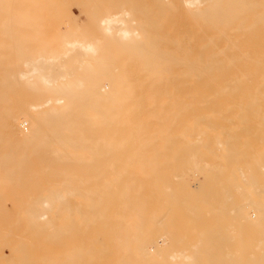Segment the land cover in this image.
<instances>
[{
	"label": "bare ground",
	"instance_id": "6f19581e",
	"mask_svg": "<svg viewBox=\"0 0 264 264\" xmlns=\"http://www.w3.org/2000/svg\"><path fill=\"white\" fill-rule=\"evenodd\" d=\"M103 0H101V2H102ZM110 1V0H109ZM113 1V0H112ZM115 1H117V0H114V2ZM127 1H130V0H127ZM127 1H125V2H127ZM133 1V0H132ZM205 1H210L211 2V4L210 5H208L207 7H205L204 9H200V8H198V6H200V4L201 3H205ZM103 2H108V0H106V1H103ZM113 2V3H114ZM118 2H122V0L121 1H119L118 0ZM161 2H163V1H161ZM160 2V3H161ZM164 2H165V0H164ZM110 3H112L111 1H110ZM109 3V4H110ZM123 3H124V1H123ZM132 3V2H131ZM130 3V4H131ZM133 3H136L135 1L133 2ZM208 3V2H207ZM117 4V2L114 4V5H116ZM122 4V3H121ZM136 4H140V3H136ZM161 4H163V3H161ZM161 4H160V6H161ZM165 4V3H164ZM174 4H176V8H174V9H176V11H177V13H180L179 11H181V12H183L184 13V11L181 9V7L182 6H184V9L186 8L188 11L190 10L191 11V7H193L194 6V8H193V10L192 11H196L195 12V14H197L198 16H195V15H192V17L194 18V16L196 17V19H195V23H197L196 21L198 20V19H201V21H199V22H203V24H204V22H206V21H211V20H214V18H216V16L218 15L217 13H221V15H220V18H225V20H229V19H231L230 20V22L232 21V18L233 17H235V19L236 18H238L240 21H239V23L237 24V27H240V26H242V25H246V27H250L251 29L250 30H252V26H254V28H255V26H258V27H260V26H262V29H263V27H264V0H178L177 2L175 1V3ZM174 4H172L173 6H172V10H173V7H174ZM184 4V5H183ZM107 5V4H106ZM114 5H112L113 7H111V9L112 8H114V7H116V6H114ZM118 5H120V3H118L117 4V6ZM124 5H125V3H124ZM132 5V4H131ZM135 5V4H134ZM134 5H132V6H134ZM137 5V6H138ZM167 7H168V11H171V8H170V6L171 5H167V4H165ZM165 5H164V7H165ZM139 6H141V4L139 5ZM138 6V8H140V11L139 12H141V10H142V12H144L143 11V8H142V6L141 7H139ZM125 8H126V6H124ZM131 7V6H130ZM130 7H129V9H128V11H131L132 9H130ZM163 7V6H162ZM164 7L162 8V12H164L165 11V9L167 8V7H165V9H164ZM97 9H99L100 8V6H98V7H96ZM101 8H104V7H102L101 6ZM99 9L100 11H102V9ZM119 8H121V10H122V8L123 7H119ZM124 8V9H125ZM138 8H136V6H134V10H137ZM142 8V9H141ZM170 8V9H169ZM178 8V9H177ZM179 8L181 9V10H179ZM256 8H259L261 11H259L258 13H255V12H252L253 10H255ZM105 9V8H104ZM123 9V10H124ZM186 9H185V11H186ZM109 10V9H108ZM114 10H116V9H114ZM126 10H127V8H126ZM139 10V9H138ZM86 11V10H85ZM94 11H95V9H94ZM93 11V13H95ZM97 11V10H96ZM113 11V10H112ZM133 11V10H132ZM132 11L130 12L131 13V15H130V18H133V17H137L136 15H139V14H136V13H139V12H137V11H135V13H132ZM149 11V10H148ZM155 11V10H154ZM161 11V10H160ZM168 11H166V12H168ZM191 11V12H192ZM104 12V11H103ZM116 13H111L110 11H106V12H104V16H102L101 18H100V16L99 17H96L97 19H99V21L98 20H96V22L98 21V26H97V28H101V30L103 29V33H104V31L106 32V33H109L111 36H112V38L110 39V37L109 38H107V37H105V38H103V39H108V40H112L113 39V43L112 42H110V44L108 45L109 46V48H110V45H114V50H115V55L116 56H113V57H115L114 59H118L119 60V58L121 59L120 60V62H118L119 64H118V67H120L119 65L121 64V70H120V68H118L119 69V72H116L114 69L115 68H117L116 66H117V64H115V62H116V60H115V62H114V60H112L111 59V57H110V59L112 60V62H110V60L108 59V61L107 62H110V63H107L106 61L104 62H100V63H96V64H94V65H91V63L89 62V60L87 61V63L84 65V67L88 64V66L86 67V68H84L83 66H81L82 64H83V61L84 60H82L83 58H84V55H86L87 54V56H89V54L91 55V56H94V54L96 53V51L98 50V46L97 45H95V43H93V42H91V41H94V40H92V39H90V40H88V39H85V37H83L84 39H83V41H81V40H78V39H72V40H66V41H64V43H63V45L62 46H60L61 44H62V42L61 43H58V46L60 47V49L59 48H54L53 49V47H52V49H51V51H49L50 49L49 48H51L50 46L49 47H47L48 49H46V47L45 48H41V50L42 51H44V52H42V51H39V50H37V51H39L38 53L36 52V50H34L35 51V53L34 52H29L28 50H24V49H19V48H8V49H6V48H0V112H2V113H4V116H2V117H0V124H2V126H4V127H6V130H7V132H8V134L7 135H9L10 137L12 136V138L13 137H15L16 138V140H18L19 141V144H20V142H23V143H27V145L28 144H30V148L32 149L34 146V149L36 150H34L35 151V153H33V154H35V156L36 157H38L39 159H41V158H43L44 160H46L45 162H47L45 165L47 166V164H48V166L49 167H53V165H54V163L55 162H57L58 160L60 161L61 160V162H60V164L62 163V160H64L65 158L67 159V157L69 158V157H73V162L74 163H76L74 160V158L76 157V159L77 158H79V157H83L84 158V160H82L84 163L85 162H89L90 160H91V162H94V160L96 159V158H94V157H96L97 155H104V156H108L109 155V153L111 152V148H113V150L114 151H116L119 147H120V145L122 144H125V143H129V147H127L128 145L126 144L125 146L123 145V146H121L122 148H124V147H126V148H130L132 145H134V146H137V145H135L137 142L139 143L138 145V147L139 148H141L140 150H138V153H140L139 151H141L143 148H145V147H147L148 149H150L151 147H150V144L152 143L153 144V142H154V140H158L159 138H164L168 133H166V135L163 133V136L162 135H159V136H161V137H159L158 136V138H157V136L155 135V132H158V130H154L155 132H152L150 129H151V127L152 126H155V124H158V126H161L160 125V123L162 124V122L163 121H166V120H168V119H166V118H171L170 116H169V114L170 113H172V112H174V108H173V106H171L172 108H173V111L172 110H170V108H169V106L170 105H173V104H176L178 107H180V108H178L177 106H176V108H177V111H179L178 113H177V115L179 116V115H181L182 114V112H183V110L184 109H182L181 110V108L183 107V105H186V106H184L185 107V109L187 108V106L188 107H191V110H190V108H189V111H186L187 113L188 112H193V113H196V112H198V113H196L195 115H197V118H198V120H196L197 118H196V116L194 117L195 118V120L196 121H189V123H188V121H187V116H191L190 114H192V113H189L186 117H184L187 113L186 112H183V114H182V116H180L179 118H181L182 119V117H183V120H181V119H179L178 117H174L175 115H176V113L174 112V113H172V114H175V115H173V121H172V123L174 122V125L172 124V123H170V125H168V126H166L167 128L166 129H168L169 131L172 129V127H173V129L172 130H174V127H176V126H178L179 125V121L181 122V121H183L184 122V120L186 119V122H185V124L186 123H188V124H190V126H187V124H186V126L189 128V130H190V128L192 129L191 131L193 132V133H195V131H196V129H195V131H193V128H192V126L193 125H195V123H197V121H199V117L202 119V117L203 116H206V118L205 117H203V119L202 120H200V122H198V124H200V126L202 127V125L201 124H203L204 123V121L206 122L205 124H204V127H205V125L207 124V122L209 121V122H211V120H212V117H213V115H211L213 112L214 113H216V114H214V116H216L215 118H218L217 117V112H219L221 109L219 108V106L221 107V106H223V108H224V106L227 108L226 110H225V108L223 109L222 107V111H220L221 112V118H224L225 117V114L226 113H228V111H229V113L228 114H226V117H228L229 118V116H235V114H237L235 117H237L238 119L239 118H241L242 116V114H241V112H243V110H240L238 113H236L237 112V110H239V109H246V111H248V109H250V110H252V112H251V115H244L242 118L243 119H240V120H238L237 119V121L233 118V119H231L230 120V118L228 119V120H226L225 119V121H226V123L227 124H229V120L231 121L230 122V124L231 125H229V128H228V125L225 123V121L224 120H222L221 118L220 119H215L214 117H213V120H214V122H213V120H212V123H210L211 124V128L212 129H214V131L216 130V131H219V134L215 131V133H214V131L212 130V132L216 135V137H217V135H219L220 137H224V135L225 136H227V137H225V138H230L231 137V135H232V137H231V140H229V139H224L223 137V140H224V143H223V141H221L222 139L221 138H219L218 139V137L216 138V137H214L215 135L214 134H211V129L209 128L210 127V124L208 123L207 125V127H208V129H206L205 131H207V133H208V131H210V134H206L205 133V135L207 136H205L207 139H208V137H210L211 136V138L213 139V140H215V144L213 143L212 145H211V143L212 142H214L213 140L211 141L210 140V138H209V140H207L206 138H204V136H203V134H202V136H203V138H204V140H205V142H203L202 144H201V146L200 145H196V143H195V145H193L194 143H192V145L194 146H190L189 148H187V150H186V148L185 147H188V146H186V144L187 143H185V141H183L182 143L185 145H183V144H179V145H177V147L176 148H178L177 150H175V151H177V152H175V153H173L174 152V150H173V146L176 144V141H174V142H172L171 140H177L178 141V139H181L182 137H176L177 139H174L175 138V136L173 135V134H169L168 136H166V138H164V139H167V141H168V143H170V141H171V143H174L173 144V146H171L172 147V149L169 147V149L167 150V146H170L171 144H168V143H166V146H164L166 149H163V148H161V149H163L162 151L163 152H167V151H169V153H167L166 155H168V156H166V155H164L163 156V158H161L162 160H160L161 162H167L168 160V162H172L173 163V166H174V169L175 170H177L178 168L180 169L181 168V166L185 169V168H189L190 166H188V165H193L192 166V168H194V166L195 167H197L198 168V165L200 166L201 164H197L196 162L198 161L197 159H195V160H197V161H195V160H193V158H191L192 159V161L194 162L193 164H190V162L192 163V161H189V160H191L189 157H191L192 156V152H190L191 150V147H192V150H193V148H194V152L196 151V158H203L202 160H204L205 161V158H207V160H208V158L210 157V152H208V150H212V148H213V151H215L214 153H216V147H214L215 145H217V143H216V139H218V142L220 141V144H218L217 145V149L221 152L220 154H222V156L224 155V157H226V155L225 154H223V153H225V150H226V148H227V145H225L226 147H224L223 146V144H225V140H228L227 141V143H229L230 141V143L232 144V142L233 143H235L236 141H233V139L234 140H238V143H239V139H241L242 140V138L241 137H238L239 135H238V133H241L240 131H242V129L241 130H239V127H237V130L239 131L238 133H236V132H234V130L235 131H237L236 130V126L239 124L238 123V121H240V122H245V119H246V122L245 123H249V119H250V117L249 116H252L253 117V115H252V113L253 114H255L254 115V117H255V119H253L252 121L254 122V125H256L255 127H257L256 129L257 130H255V133H256V131H259L260 129V127H258V125H260V124H264V45H262L261 46V44H264V30H262V31H255L254 30V28H253V30L254 31H242V30H240V31H238V29L237 30H235V31H232V32H229V33H237V34H240V36H238L239 38H225L224 40H225V42H228V43H234V45L232 44V46H224V47H222V42H221V47H216V45L215 44H213V45H215V46H213L212 48H210L211 46H209V44H206V45H208L207 47H206V45H204L205 47H193L192 48V46H191V44H190V41H189V45L191 46V48H187V46H186V44H185V46L186 47H181V46H178V43H180V42H184V38H183V40L182 39H178V37L177 38H174V39H172V40H167V38L166 37H164V40H162V42L164 41V43L166 42V44L168 45V43L170 44L171 42V44L170 45H174V43L175 42H177V44H176V46H169V47H167V45L166 44H164L165 46H163V47H161V45L159 46V42H158V40H154V39H150V37L148 36V37H146L145 38V35H146V33H151L150 32V30H146L145 32V35H144V38L141 36L140 37V34L136 31V28H137V26H136V28H135V24H134V28L130 25V23H129V20L128 19H126L125 17L126 16H128V15H125V14H123V11H121V13H119L120 11H115ZM134 12V11H133ZM142 12H141V14H142ZM161 12V13H162ZM187 12V11H186ZM97 13H99V11L97 12ZM171 13H172V11L170 12V15H171ZM174 13H176V12H174ZM175 14V20H177L178 19V16H179V14ZM188 13H190V12H188ZM194 13V12H193ZM67 13H65V15H66ZM81 14H82V12H81ZM128 14V13H127ZM132 14H133V17H131L132 16ZM135 14V15H134ZM164 14V13H163ZM162 14V15H163ZM185 14V13H184ZM184 14H181L180 13V15H182V16H180V17H186V15H189V14H187L186 13V15L185 16H183ZM16 15L17 14H14V15H6V21L4 22V23H2L1 24V26H4L7 30L6 31H2V32H0V35H3V36H5V38H7V34H11V33H13V31H12V29H15V28H17L18 27V25H16L17 27H15V24H17V22L15 21V18H16ZM94 15V14H93ZM162 15H161V17H162ZM164 15H166V13L164 14ZM170 15H169V17H170ZM176 15H177V18H176ZM62 16H64V15H62ZM69 16V15H68ZM125 16V17H124ZM172 16H173V14H172ZM21 17V16H20ZM65 17V16H64ZM140 17H141V15H139L138 16V19H140ZM164 18L166 17V16H163ZM168 17V16H167ZM169 17H168V22H170L169 24H173L174 22V27L175 26H177V24H180L179 22H178V20H180V19H178L177 21H174L173 20V17H171L172 19L171 20H169ZM188 18V17H187ZM190 18L191 17H189V20H190ZM198 18V19H197ZM135 19V18H134ZM138 19H137V21H138ZM141 19H144L143 18V15H142V18ZM185 19V18H184ZM183 19V21H187L186 19L184 20ZM248 19H250V20H248ZM255 19H257L258 21H256ZM55 20V19H54ZM148 20V19H147ZM164 20V19H163ZM182 20V19H181ZM180 20V22H182ZM165 21H166V19H165ZM164 21V22H165ZM16 22V23H15ZM22 22V21H21ZM150 22V21H149ZM149 22H146V23H149ZM153 22V21H152ZM164 22L162 23V25L164 24ZM168 22H165L166 24H164V25H166V26H164L165 28H167L166 30H169L170 28H168V27H170L171 25H169L168 24ZM178 22V23H177ZM190 22H192V20L191 21H189L188 23H190ZM194 22L192 23V24H194ZM227 22H229V21H227ZM132 23H134V22H132ZM182 23H184V22H182ZM150 24V23H149ZM184 24H186V23H184ZM183 24V26H182V28H181V26H180V28L183 30V28H185V31H190V33H192L191 31H193V30H189V27L192 25V24H189L190 26L188 27V25L186 26V25H184ZM201 24V23H200ZM200 24H197V27H199V29L200 30H202L200 27ZM23 25H25V24H22V26ZM88 25H90V24H88ZM136 25H137V22H136ZM150 25H152V24H150ZM181 25V24H180ZM226 25H228V23H216V24H214V26L213 27H218V26H222V27H224V26H226ZM19 26H21V23H20V25ZM21 26V27H22ZM34 26V25H33ZM91 26V25H90ZM93 26V25H92ZM91 26V27H92ZM138 26L140 27V25L138 24ZM160 26H161V24H160ZM168 26V27H167ZM188 27V30H186V27ZM194 26V25H193ZM192 26V27H193ZM35 27V26H34ZM89 27V26H88ZM138 27V28H139ZM143 27V26H142ZM148 27V26H147ZM154 27V26H153ZM163 27V26H162ZM173 26H172V28H174ZM192 27H190V28H192ZM195 27V29H197L196 28V25L194 26ZM35 28H37V27H35ZM141 28V27H140ZM149 28V27H148ZM171 28V30L173 31V29ZM177 28V27H176ZM175 28V29H176ZM242 28H244V27H242ZM248 28H244V30H247ZM87 29V28H86ZM143 29V28H142ZM179 28H177L176 30H178ZM194 29V28H193ZM256 29V28H255ZM100 30V29H99ZM98 30V31H99ZM101 30H100V33H101ZM162 30H164V28H162ZM161 30V31H162ZM198 30V29H197ZM195 31L196 33L195 34H197V32L198 31ZM91 31V30H90ZM153 31H155V30H153ZM165 31V30H164ZM172 31H170L169 33H171ZM157 32H158V30H157ZM194 32V31H193ZM200 32V31H199ZM96 33V32H95ZM103 33H101V34H103ZM153 33V32H152ZM164 33H166L165 34V36H168V31L166 32H160V33H158L159 35L158 36H160V34H161V36L164 34ZM173 33V32H172ZM172 33L170 34V36H173V35H175L174 37H176V34L178 33V32H175V30H174V33H173V35H172ZM184 33H186V32H184ZM190 33H189V35H190ZM243 33H250V34H252V33H256L258 36L256 37V38H254V36L256 35H253L252 34V37L250 36V34H249V38H244V34ZM97 34V36H99L98 34H99V32H97L96 33ZM179 34V33H178ZM177 34V35H178ZM218 34H220V35H225L226 34V32H225V30L224 29H220V30H218ZM243 34V35H242ZM91 35V34H90ZM93 35H95V34H93ZM93 35H92V37H93ZM104 35V34H103ZM103 35H102V37H103ZM106 35V34H105ZM143 35V34H142ZM189 35L187 36V37H189ZM194 35V34H193ZM243 36V38H244V40L246 41V44L249 42L250 44H252L251 46H249V45H245L244 44V46H241V45H243V43H241V41L239 40L242 36ZM247 34H245V36H246ZM259 35H260V37H259ZM8 36H10V35H8ZM88 36V35H87ZM96 36V35H95ZM150 36H152V35H150ZM154 36V35H153ZM152 36V37H153ZM185 36H186V34H185ZM194 36H196V35H194ZM217 36V35H216ZM65 37V36H64ZM68 37V36H67ZM88 37H90V36H88ZM88 37H86V38H88ZM192 37V36H191ZM191 37H189V38H191ZM226 37V36H225ZM11 38L12 39H14L13 38V36H11ZM161 38V37H160ZM166 38V39H165ZM168 38H170V37H168ZM186 38V37H185ZM193 38V37H192ZM9 39V38H8ZM157 39H159L158 37H157ZM218 39H220V38H218ZM218 39H216L215 41H219ZM57 40V39H56ZM85 40V41H84ZM102 40V39H101ZM100 40V41H101ZM168 41V43H167V41ZM190 40V39H189ZM192 40V39H191ZM210 41H214V39L213 38H210L209 39ZM241 40H242V38H241ZM1 41H6V39L5 40H1ZM8 41H10L11 43H14L15 44V41L14 40H8ZM159 41H160V43H161V39H159ZM170 41V42H169ZM238 41H240V44H237L236 45V43L238 42ZM50 42V41H49ZM56 42H60V40L59 41H56ZM186 42V41H185ZM184 42V43H185ZM252 42H256V43H259V45L260 46H256V45H254V43H252ZM255 43V44H256ZM261 43V44H260ZM18 44V43H17ZM187 44V45H188ZM52 45V44H51ZM112 45V46H113ZM158 45V46H157ZM238 45H240V46H238ZM100 46V45H99ZM102 46H104V42H103V44H102ZM107 46V45H106ZM107 46V47H108ZM111 46V47H112ZM106 47V48H107ZM189 47V46H188ZM103 48V47H102ZM105 48V47H104ZM104 48H103V50H104ZM49 52H48V51ZM105 50H107V49H105ZM103 51L104 53L105 52H109V53H112L111 51ZM110 50H113L112 48H110ZM26 51H28V52H26ZM46 51V52H45ZM72 51H78V53H79V51L80 52H82V54L79 56H77V54L75 55V56H71V53H72ZM122 52V53H124V54H122L121 56H119V54L117 53V52ZM71 52V53H70ZM101 52V51H100ZM100 52L98 51L97 52V54L96 55H98V56H100ZM103 52H101V54L103 53ZM102 54V55H110L109 53L107 54ZM73 54H75L74 52H73ZM112 55H113V53H112ZM83 56V57H82ZM87 56H85L86 58H92L91 60H97V56H94V57H87ZM119 58H118V57ZM78 57L82 60H78ZM82 57V58H81ZM108 57V56H107ZM94 58V59H93ZM102 58V57H101ZM122 58H125L124 59V61H122L123 59ZM98 61H99V58H98ZM85 62V61H84ZM90 64H89V63ZM122 62V63H121ZM117 63V62H116ZM93 64V63H92ZM112 64H114V65H112ZM21 65H23L22 67H26V69L25 68H21V69H19L20 68V66ZM79 66L82 68V70L79 68ZM77 67H78V69L80 70V71H83V72H81V73H79V70L77 69ZM110 67H112L113 69H111ZM76 68V69H75ZM84 68V69H83ZM110 68V69H109ZM78 70V71H77ZM75 71H77L78 72V75H76L77 74V72H76V74L75 75H73L74 73H75ZM73 75V76H72ZM95 76H97V77H95ZM133 76H135L134 78H133ZM93 77V78H92ZM27 84V86L28 87H26V88H29V87H32V89H34L35 91L37 90V91H42V93L43 94H41L40 93V91L37 93L38 95H36V96H34L33 97V99H32V101H26V100H24V96H23V98H21L20 99V101H16V100H14L13 99V93H12V91H14L17 87H19V88H21L20 86L23 84V85H26ZM23 88H24V86H22ZM29 89H31V88H29ZM28 89V90H29ZM103 89H105L106 90V93L104 94L103 92H101L100 93V91H102ZM17 91L19 90V89H16ZM141 90V91H140ZM151 90H154V92H155V94H157V95H155L154 93H153V95H152V97H154V99H152V97H150V95H149V97H147V98H151L150 100L149 99H147V98H144L145 96H143V94L141 93L142 91H145V92H148L149 93V91H150V93L149 94H152V92H151ZM22 91V90H21ZM133 92V93H136V92H134V91H137V92H139L140 93V96H142L146 101H139V100H141V98L142 97H137V95L135 94H133V93H131V95L133 94L134 96H136L137 97V99H139V100H137V101H135L136 99H134V98H132V99H134V101L131 99V100H126L127 98H126V96L128 95V93L129 92ZM14 92H16V91H14ZM105 92V91H104ZM120 92H127L125 95L126 96H122L121 95V98H120V95H119V93ZM139 93H137V94H139ZM121 94V93H120ZM142 94V95H141ZM146 93H144V95H145ZM158 94H159V96L161 97H164V95H168V97H169V94L171 95V97L168 99V97L166 98V99H168V100H171L170 102H168V100L167 101H164V100H166V99H164L163 98V100L162 99H159L158 98ZM173 94V95H172ZM181 94V95H180ZM189 94H190V96H189ZM131 95H128V97H131ZM148 95V94H147ZM176 95H179L180 97H182L183 99H181L179 96H176ZM183 95V96H182ZM192 95V96H191ZM230 95H232L231 97H233V95H236L237 97L239 96V100L238 99H236V98H234V100H232L231 99V97H230ZM240 95H241V97H242V99L243 100H241V97H240ZM133 96V97H134ZM157 96V97H156ZM172 96L173 97H176V99L178 98V100H179V98H180V100L179 101H176V99L175 98H173V100H175V101H172ZM186 98H185V97ZM195 96H198V97H200V98H198V100H196L197 99V97H195ZM202 96H204L205 98H204V100H203V97ZM206 96H208V99H209V96H212V97H214V98H212L213 100H211L210 99V101H208V99H206L207 97ZM215 96H222V97H219L218 99H220V100H216V97ZM223 96H228L227 98L229 99L230 98V100L228 101V100H226V97H225V100H223L224 98H223ZM17 97V96H16ZM117 97H119V99H117ZM188 97V98H187ZM235 97V96H234ZM247 98V99H244V98ZM142 98V99H143ZM155 98H158V99H155ZM191 98V99H190ZM195 98V99H194ZM211 98V97H210ZM28 99H30V98H28ZM187 99H190V100H192V101H190V102H188L187 101ZM202 99V100H201ZM205 99H206V101H205ZM215 99V100H214ZM222 99V100H221ZM183 100V101H182ZM166 102H168L167 104H169V106H167V104H166ZM178 104H180V105H178ZM210 106H209V105ZM146 107H145V106ZM161 105H162V109H161ZM163 105H166V107H168L169 108V110L171 111H167L168 110V108L165 110V109H163L165 106H163ZM201 105H205V106H203V108L205 107L206 108V105H208L209 107H211V106H216V110H217V108H218V110L216 111L215 110V108L213 107V112L210 110V111H207V109H205V111L204 112H201V111H203L204 109L202 108L201 109ZM142 106L143 107H145V109H147L146 111H145V113L146 112H148V113H146V115H143V113H144V111H143V109H142ZM160 107V109H161V111H159V109L157 110V107ZM199 106H200V108H199ZM218 106V107H217ZM158 107V108H159ZM175 107V106H174ZM183 107V108H184ZM198 107V108H197ZM228 107H232V108H228ZM37 108H39V109H37ZM132 108H134L133 110H132ZM139 108H141L142 110H140ZM171 108V109H172ZM197 109V111L196 112H194V111H192V110H195V109ZM208 108V107H207ZM212 108V107H211ZM36 109V110H35ZM144 109V110H145ZM178 109H180V110H178ZM229 109V110H228ZM236 109V110H235ZM38 110V111H37ZM131 110V111H130ZM164 110L166 111V113L164 112ZM187 110V109H186ZM201 110V111H200ZM230 110L231 111H233V113L232 114H230ZM165 114H167V117L165 118V115H163L164 113ZM199 111H200V113H199ZM210 112V115H208V118H207V114L205 113V112ZM223 111L225 112V113H223ZM227 111V112H226ZM180 112H181V114H180ZM249 112V113H250ZM144 113V114H145ZM222 113H223V115H222ZM235 113V114H234ZM240 113V114H239ZM149 114V115H148ZM202 114H203V116H202ZM206 114V115H205ZM218 114V116H220ZM230 114V115H229ZM260 114V115H259ZM162 115V116H161ZM241 117H240V116ZM247 116H248V119H247ZM210 117H211V119H210ZM244 117H245V119H244ZM176 118L178 119V121H177V123H176ZM193 119V116H191V117H189L188 119ZM25 119V120H24ZM190 119V120H191ZM207 121H206V120ZM210 119V120H209ZM252 119V118H251ZM250 119V120H251ZM194 120V119H193ZM220 120V122H217V121H219ZM232 120L234 121H236V122H232ZM242 120V121H241ZM32 121V123H31V126H29V129L28 128H26V127H24V126H22V127H20V125H22L23 123H26V126H28L29 125V123ZM170 121V120H169ZM228 121V122H227ZM251 121V122H252ZM171 122V121H170ZM183 122H181L180 123V125L179 126H184L185 124L183 123ZM191 122H194V123H192L191 124ZM203 122V123H202ZM250 122V123H251ZM176 123V124H175ZM218 123H220L222 126H224L223 128H221V126H220V124L218 125ZM224 125H223V124ZM236 123H238V124H236ZM250 123L249 124H246V126L247 125H250ZM255 123H257V124H255ZM167 124V122L164 124V125H166ZM169 124V123H168ZM178 124V125H177ZM183 124V125H182ZM198 124H196V125H198ZM243 124V123H242ZM241 124V125H242ZM252 124V123H251ZM150 125H152V126H150ZM164 125H162L160 128H162ZM171 125H173V126H171ZM195 125V126H196ZM212 125L214 126V128L212 127ZM225 125H226V131H229V132H232L231 133V135L228 137V135L230 134L229 132H223V129L225 128ZM240 125V124H239ZM238 125V126H239ZM157 126V125H156ZM157 126V127H158ZM171 126V127H170ZM178 126V127H179ZM195 126H193V127H195ZM220 127V129L218 128V127ZM244 126H245V124H244ZM246 126H245V130L247 129L246 128ZM30 127H31V129H30ZM150 129H149V128ZM187 127H185V128H187ZM206 127V128H207ZM215 127H217L219 130H217V128H215ZM230 127H234L233 128V130H232V128H230ZM159 128V127H158ZM171 128V129H170ZM184 128V129H185ZM243 128V127H242ZM249 128H252L251 126L249 127ZM249 128H248V130H249ZM253 128H254V126H253ZM144 129H145V131L146 130H150L151 132V134L150 135H144L142 132L144 131ZM153 129V128H152ZM154 129H157L156 127H154ZM164 129V128H163ZM203 129H205V128H203ZM222 129V130H221ZM228 129V130H227ZM167 130V131H168ZM252 130V129H251ZM166 131V132H167ZM204 131V132H205ZM220 131L222 132V134L224 133V135H222V134H220ZM191 132V133H192ZM233 132H234V134H233ZM263 132H264V129H263ZM146 133V132H145ZM192 133V134H193ZM217 133V134H216ZM228 133V134H227ZM250 133V132H249ZM254 133V130H253V134H255ZM143 134V135H142ZM184 134H185V132H184ZM183 134V135H184ZM189 134V137H191V140L193 141V136H194V142L196 141V137L195 136H197V135H195V134ZM197 134V133H196ZM244 134V133H243ZM6 135V136H7ZM156 137H155V136ZM170 135H172V136H170ZM181 135H182V133H181ZM191 135V136H190ZM208 135H210V136H208ZM212 135H214V136H212ZM222 135V136H221ZM234 135V136H233ZM237 135V136H236ZM249 135V134H248ZM257 137H258V135L257 134H255ZM8 136V137H9ZM145 136V137H144ZM188 136V135H187ZM199 136H201L200 134H198V137ZM242 136V135H241ZM244 136H246V135H244ZM250 136V135H249ZM249 136H247V138H249L250 140H249V142H247L246 141V139H245V137H244V140H245V143L247 144V143H251L252 141H251V139L253 138V136L254 135H252L251 134V136L249 137ZM168 137V138H167ZM183 137H185V136H183ZM188 137V138H189ZM214 137V138H213ZM235 137V138H234ZM238 137V138H237ZM255 137V136H254ZM257 137L255 138L256 140H258L257 139ZM264 137V135L262 136V138ZM11 138V139H12ZM14 138V139H15ZM156 138V139H155ZM170 138V139H169ZM173 138V139H172ZM216 138V139H215ZM261 138V141L263 140ZM11 139H8V140H10L9 141V143L11 142ZM254 139V138H253ZM260 139V138H259ZM15 140V141H16ZM113 140H116V142L118 141V143H116L115 141H113ZM134 140H138L136 143H135V141ZM161 140H163V139H161ZM160 139H159V141H160V143L162 144V145H165L164 143L165 142H167L166 140L165 141H161ZM182 140H184V139H182ZM189 140V139H188ZM187 140V141H188ZM241 140H240V143H241ZM12 141H13V139H12ZM141 142V145H140V142ZM145 141V143H144V146L145 147H143L142 145V143ZM150 141H152L151 143H150ZM155 141V142H156ZM158 141V142H159ZM203 141V140H202ZM243 141V140H242ZM17 142V141H16ZM15 142V143H16ZM113 142V143H112ZM132 142H134V143H132V145H131V143ZM208 142H210V143H208ZM13 143H14V141H13ZM115 143V144H114ZM120 143V144H119ZM147 143H150V144H148V146L150 147H148L147 146ZM199 143V142H198ZM204 143L206 144L207 143V145L205 146L204 145ZM221 143H222V145H221ZM226 143V144H227ZM237 143V142H236ZM245 143H243L244 145H245ZM255 143H257V141H255L254 140V143H251L252 145L253 144H255ZM261 143H263V142H260V144ZM18 143H16V145H17ZM18 144V145H19ZM32 144H34L33 145V147H31V145ZM111 144H114L113 146L111 145ZM117 144H119V147H118V145ZM152 144H151V146H152ZM168 144V145H167ZM200 144V143H199ZM208 144H210L209 146L211 147L212 146V148H210V149H208L207 147H208ZM242 144V145H243ZM249 144H247V145H245V146H247L248 147V145ZM14 145V144H13ZM18 145H17V147H18ZM97 145H99V146H97ZM115 145H117L116 147H118L117 149H115L114 148V146ZM131 145V146H130ZM160 145V144H159ZM180 145H182V149H183V147H184V149L182 150H180L181 152H179L178 150L180 149V147H178V146H180ZM189 145V144H188ZM235 144H232L230 147L232 148V150L234 149L232 146H234ZM241 145V146H242ZM103 146V147H102ZM110 146H111V148H110ZM176 146V145H175ZM174 146V147H175ZM198 146H200V148L198 147ZM218 146L219 147H224V148H222L221 147V149L222 150H220L219 148H218ZM235 146H238V144L237 145H235ZM234 146V147H235ZM240 145H239V147H241ZM255 146V145H254ZM13 147H15V146H13ZM16 147V148H17ZM100 147V148H99ZM159 147V146H158ZM162 147V146H161ZM203 147H204V149H208L206 152L208 153H206L205 152V150L203 151ZM243 147V146H242ZM15 148V149H16ZM19 148H20V146H19ZM23 148V147H22ZM26 148V147H25ZM132 148H133V146H132ZM135 148H137V147H134V149ZM215 148V149H214ZM230 148V149H231ZM249 148V147H248ZM255 148H256V146H255ZM263 150L262 151H264V144H263ZM30 149V150H31ZM120 149V148H119ZM133 149V150H134ZM161 149H160V151H161ZM170 149H171V151H170ZM200 149L204 152L203 154H207L206 156L205 155H203L202 154V151L200 152ZM236 150L238 149L237 147L235 148ZM234 149V150H235ZM241 148H239V151L240 152H242L241 150H240ZM250 149V152L252 151L251 150V148H249ZM18 150V149H17ZM16 150V151H17ZM27 150H29V149H27ZM130 150H131V148H130ZM198 150H199V152H198ZM224 150V151H223ZM231 150V151H232ZM236 150L234 151V154H236ZM242 150H243V148H242ZM254 150V149H253ZM259 150H260V147H259ZM259 150H258V153H259ZM6 151V150H5ZM5 151H4V156H7L8 155V153H5ZM8 151V150H7ZM11 151V150H10ZM15 151V152H16ZM23 152H24V149L22 150ZM113 151V152H114ZM121 149H120V152H119V150H117L116 152H119V153H121ZM123 151H125V148H124V150ZM142 151H144V149L142 150ZM150 151H151V149H150ZM150 151H146V152H149V154H150ZM185 151L186 152H188L187 154L189 155V160H187V161H189V162H187V163H183L182 165H175L174 164V162H175V159H176V157H178V154L181 156V154L180 153H184L182 156L184 157V155H186L185 154ZM219 151H217V153L219 152ZM231 151L230 150H228V148H227V151H226V154L227 155H230L231 154ZM256 151V150H255ZM14 152V151H13ZM14 152V153H15ZM25 152H26V150H25ZM30 152V151H29ZM26 153L27 154V156L30 154V153ZM32 152V151H31ZM115 152V153H116ZM133 152H135V153H133V155L135 154L136 155V149H135V151H133ZM146 152L144 151V153L146 154ZM157 152H159V150H157L156 152H155V154H154V156H156L157 157V155L158 156H160V155H163V154H160V152L157 154ZM170 152H172V155H169L170 154ZM193 152V153H194ZM198 152V153H197ZM237 152H238V150H237ZM244 152H246V151H244ZM254 152V151H253ZM251 153V155L253 154V157L255 158V156H254V153ZM18 153V152H17ZM115 153H113L114 155H115ZM124 154H125V152H123ZM144 153H140V154H142L143 156H144ZM164 153V154H165ZM177 153V154H176ZM199 153H201L203 156L202 157H200V156H198L199 155ZM212 153V152H211ZM247 153V152H246ZM258 153H256V154H258ZM264 153V152H263ZM16 154V153H15ZM128 153L126 152V154L125 155H127ZM139 154V156H142V155H140ZM148 154V153H147ZM146 154V155H147ZM148 154V155H149ZM198 154V155H197ZM248 154H250V153H248ZM247 154V155H248ZM111 155V154H110ZM109 155V156H110ZM114 155H113V157H114ZM122 156H124L123 154H121ZM121 155H120V157H121ZM130 155V156H129ZM131 155H132V150H131V153L130 154H128V158L129 157H131ZM132 155V157L130 158L131 160H133L134 159V161H135V155L133 156ZM145 155V156H146ZM148 155L146 156V157H148ZM212 155H214V154H212ZM211 155V156H212ZM250 155V156H251ZM15 156V155H14ZM17 156V155H16ZM19 156H20V154H19ZM75 156V157H74ZM119 156V155H118ZM142 156V157H143ZM171 157L172 159H170V157H169V159L167 158L166 159V157ZM173 156H176L175 158L173 157ZM181 156V157H182ZM219 156V155H218ZM18 157V156H17ZM16 157V158H17ZM32 157H34V156H32ZM32 157H30L31 158V160L33 159ZM113 157H109L110 158V160H109V158H107V157H105V158H107L108 160H109V162H111V163H113L114 162V158ZM126 157V156H125ZM134 157V158H133ZM146 157H144L145 158V160H146ZM151 158H147L148 159V162H150L149 160H151L152 161V159H153V155H151L150 156ZM205 157V158H204ZM213 157V156H212ZM216 157H217V155H216ZM220 157V156H219ZM218 157V158H219ZM223 157V158H224ZM230 157H232V156H230ZM257 157H258V155H257ZM260 157V156H259ZM258 157V158H259ZM263 157H264V154H263V156H261V158H256V160L258 159V160H260L261 162H263V168H261L262 170L264 169V160L262 161V159H263ZM4 158V157H3ZM98 158V157H97ZM102 158V157H101ZM104 158V157H103ZM113 158V159H112ZM117 158V157H116ZM124 158V157H123ZM123 158H119L118 157V159H122L121 161L120 160H116V161H120L121 162V164H122V166L120 167V168H123V166H125V165H127V163L129 162V160L127 159V157H126V159L128 160V162H126V164L124 163V159ZM133 158V159H132ZM141 158V157H140ZM164 158H165V160H164ZM179 158V157H178ZM177 158V161L179 162V159ZM187 158V159H188ZM214 158V157H213ZM222 157H220V159H221ZM227 158H229V156H227ZM233 158V157H232ZM252 158V157H251ZM251 158H250V162L252 161L251 160ZM12 159V158H11ZM37 159V158H36ZM65 159V160H66ZM72 159V158H71ZM80 159H82V158H80ZM93 159V160H92ZM174 159V160H173ZM200 159V161H201V163L203 162L202 160ZM210 159H212V158H210ZM209 159V160H210ZM1 161L0 162H2L3 160H5V161H3V162H6L7 161V158H4V159H0ZM30 160V159H29ZM113 160V161H112ZM136 160L138 161V159L136 158ZM143 160V159H142ZM141 160V161H142ZM173 160V161H172ZM229 160H230V158H229ZM248 160V159H247ZM255 159H253V161H254ZM16 161V160H15ZM28 161V160H27ZM33 161H35V160H33ZM40 161V160H39ZM81 160H78L77 162H82ZM101 161L102 160H100V161H98V163H101ZM126 161V160H125ZM136 161V162H137ZM140 161V160H139ZM199 161V162H200ZM224 161V160H223ZM233 161V160H232ZM252 161V162H253ZM260 161H256V168H259L260 169V167L262 166H260V167H258L259 165H260ZM30 162V161H29ZM37 162H38V159H37ZM105 162H106V160H105ZM107 163V164H105V166L104 167H102V166H94V165H96V164H92L93 166H90V167H88V169H86V170H88L87 172H89V171H94V172H92L91 174H89V173H87V175H85L87 178L86 179H88V180H90V181H88L87 180V182H90V183H93V182H98V185L100 186L99 187V189H97L95 186H92L91 188H94L93 190H90V186L88 187V189L87 190H83L82 191V195H81V199L80 198H78L80 201L82 200V203L83 204H89L90 206H84V205H82L81 206V208H80V206L78 207V206H75V208L77 207V209H72V210H70L71 208H74V206L72 207L71 205V207H70V209H69V207H68V210H70V213H71V211H72V213L73 214H76L75 212H73V211H78L79 210V208L82 210H79V213H80V215L77 217V225H78V223H79V225L80 226H77L76 224V227L73 225L72 226V224L73 223H71V226L73 227L72 228V230L73 229H76V230H78L77 232H76V234L80 231V233H81V235H80V238H81V236H82V238L81 239H83L82 240V242L81 241H74V243H75V245L76 244H78V243H82V245H80L81 247H79V245L78 246H76V249L77 250H75L74 248V244L72 245V244H69V242H71V241H69V240H66L65 239V241H68V244L69 245H71V247H73V248H69V246L68 247H66V248H69V249H67L65 252L63 251V249L61 248V250H62V252H64V253H67V254H65V255H67V259L68 260H70V259H74V260H76V264H78V260H81V259H83L82 261H84L85 259L86 260H88V258H89V260H90V262H93L92 261V258H93V260H94V262H97L99 259H97L100 255H103V257L107 254L108 255V257H106V260H108L109 259V257H111L112 256V254L113 253H115L116 252V254L115 255H113V256H116V258H118L117 260H119V259H121L123 256H124V253H125V249H124V247H119V246H115L116 247V249H115V251H114V249H109L110 250V252H113L112 254H111V256H109V253H106V251L108 250V245H107V247H105V248H103L105 245L103 244V242L102 241H104V237H107V235H108V238L106 239L105 238V241H110L111 239H110V232L108 233V227H110L109 225H111V224H115L116 223V219L118 218L117 216H115V215H117L119 212V216H120V218H121V216L124 214L125 215V212L127 211V210H132V214L134 213L133 212V210L134 209H132L131 207L132 206H134V204L129 208V207H127L126 205L128 204H126L125 202V204L126 205H124V203L120 200V203H119V205H121L120 207H116V209H120L122 206H124L125 207V209H122V212H124V213H122V215H120L121 214V210H117V211H119L118 213H114V219L112 218V215H113V213H111V211H113L112 209H113V207L114 206H112L111 207V205H112V203H115L114 201H116V200H118V202H119V199L118 198H115V199H113L114 201L112 202L111 200V198H113V196L114 197H116L115 195H109V194H104L105 193V191L108 193L109 192V189H106L107 188V185L109 184V182H105L104 181V176L102 175V173L103 172H100L99 173V171L100 170H104V169H112V167H114L113 165H109V164H111V163ZM135 162V163H136ZM142 162H145L144 160L142 161ZM222 162V161H221ZM226 162H228V161H225V163ZM255 162V161H254ZM257 162L259 163V165L257 166ZM18 163V162H17ZM41 163V162H40ZM58 163V165H59V162H57ZM65 163L66 162H64L63 164L65 165ZM125 165H124V164ZM135 163H133V165H135ZM147 163V162H146ZM189 163V164H188ZM196 163V164H195ZM204 163V162H203ZM206 163H208L207 161H206ZM206 163H204L203 164V170H204V168H205V166L204 165H206L207 166V164ZM214 163V162H213ZM224 163V164H225ZM242 163H247L246 162V160H245V162H242ZM242 163L240 164L241 165V167L243 168V166L245 165H242ZM25 164H26V162H25ZM43 164V163H42ZM68 164H73V163H68ZM68 164H67V166H68ZM82 164V163H81ZM80 164V165H81ZM145 164V163H144ZM188 164V165H187ZM209 164V163H208ZM222 164H223V162H222ZM221 164V166H223V167H225V166H228L227 165V163H226V165H222ZM249 164V163H248ZM41 165V164H40ZM58 165H57V167H58ZM75 165V164H74ZM83 165V164H82ZM81 165V166H82ZM89 165H91V164H89ZM98 165V164H97ZM104 165V164H103ZM109 165V166H108ZM139 165H141V164H139ZM148 165V164H147ZM147 165H145L144 167H143V165H142V167H140V168H136V166H134V167H131L132 169H134L135 170V168H136V172L134 173V171L133 170H131V171H133V175H139V171L141 172V170H143V171H145V170H148V171H152L156 176H158V177H162L163 175L162 174H164V173H162L163 172V170H159L158 168L160 167H162V166H159V164L157 165V167L155 166V167H149V168H146V166ZM220 165V164H219ZM233 165H235V166H232L233 168L234 167H236L237 165L234 163ZM240 165L238 166V167H236L237 168V172L239 171V170H241V173L243 172V171H246L247 169H248V167H250V169H251V165H252V163H250V166L248 165V167H247V164H246V168H245V170H242L241 169V167H240ZM9 166V165H8ZM12 166V165H11ZM70 166H73V165H70ZM85 166V165H84ZM84 166H82L81 167V169L82 168H84ZM111 166V167H110ZM176 166V167H175ZM187 166V167H186ZM209 166H210V168L211 167H213V166H215V164L213 165V166H211L210 164H209ZM209 166H207V167H209ZM24 166H22V168H23ZM35 167V166H34ZM42 167H44V166H42ZM65 167V166H64ZM77 166H75V168H76ZM118 167V166H117ZM118 167V168H119ZM202 167V166H201ZM201 167H199L200 169H201ZM206 167V168H207ZM218 167V166H217ZM240 167V168H239ZM8 168V167H7ZM27 168V167H26ZM29 168V167H28ZM36 168V167H35ZM45 168V167H44ZM54 168H55V165H54ZM53 168V169H54ZM79 168V167H78ZM115 168L116 167H114L112 170H115ZM183 168H182V170H183ZM191 167L188 169L189 171H187V169H185V170H183L182 172H181V175H182V173L185 171L186 173H189V172H192V169ZM198 168V169H199ZM214 168V167H213ZM213 168H211L212 170H213V172H214V170L215 169H213ZM221 168V167H220ZM220 168H218V169H216V170H218V172H215L214 173V175H217V177L219 178L220 176H224L226 173L225 172H227V170H228V167H226L225 169V171L223 170L224 168H222V171H220L221 169ZM230 168V167H229ZM232 168V169H233ZM239 168V169H238ZM255 168V170L257 171V169ZM20 169V168H19ZM33 169V171H35L34 170V168H32ZM32 169H31V171H32ZM39 169V167L37 168V170ZM42 169V168H41ZM48 169V168H47ZM47 169H45V171L47 170ZM52 169V168H51ZM51 169H50V171H51ZM53 169H52V171L51 172H53ZM59 169V168H58ZM57 169V170H58ZM74 169V168H73ZM80 169V168H79ZM85 169V168H84ZM83 169V170H84ZM110 169V171L108 170L107 172H108V174H110V173H112L111 170ZM202 169L200 170L201 172H198V173H201V174H203L202 173ZM208 169V168H207ZM235 169V168H234ZM234 169H233V171H234ZM250 169L248 170L249 172H250ZM253 169V168H252ZM251 169V173H252V170ZM258 169V170H259ZM260 169V171H258V173H256V171H254V173H256L257 175H255V177L257 178L258 177V174L261 172L262 174H263V171ZM15 170V169H14ZM26 170V169H25ZM49 170V169H48ZM56 170V171H57ZM70 170V169H69ZM72 170V169H71ZM76 170V169H75ZM123 170H126L125 168H123ZM159 170V171H158ZM194 172H195V174H198V173H196V169L194 168ZM215 170V171H216ZM31 171H29V172H31ZM40 171V170H39ZM50 171H49V173H50ZM76 171H78V169L76 170ZM80 171V170H79ZM121 171H122V169L119 171L118 170V172L117 173H119L120 172V174H121ZM127 171L128 170H126V173H127ZM142 171V172H143ZM147 171V172H148ZM197 171H199V170H197ZM205 171V170H204ZM208 171V173L206 172V176L211 172V170H207ZM220 171V172H219ZM223 171H224V173H223ZM21 172H23V171H21ZM36 172H38V171H36ZM66 172V171H65ZM95 172H96V174H95ZM97 172H98V174H97ZM114 172V171H113ZM125 172V171H124ZM124 172H122V173H124ZM151 172V173H152ZM184 172V173H185ZM236 172V171H235ZM19 173V172H18ZM28 173V172H27ZM31 173H33V172H31ZM30 173V174H31ZM46 173H47V171H46ZM45 173V174H46ZM48 173V174H49ZM55 173V172H54ZM66 173H68V172H66ZM75 173V172H74ZM74 173L72 174V175H74ZM77 173V172H76ZM82 173V175L84 176V174H86V172H84V174H83V172H81ZM137 173V174H136ZM149 173V172H148ZM162 173V174H161ZM168 173V171H166V173L165 174H167ZM220 173V174H219ZM221 173H223L222 175H221ZM230 173V172H229ZM233 173V172H232ZM232 173L229 175L231 178H232ZM239 173V172H238ZM238 173H234L233 174V176L235 175L236 176V174H238ZM240 173V174H241ZM244 173H247V171L246 172H244ZM243 173V174H244ZM14 174V173H13ZM34 174H36V173H34ZM33 174V175H34ZM59 174V173H58ZM79 174V173H78ZM105 174H106V171H105ZM115 174V173H114ZM125 174V173H124ZM160 174V175H159ZM211 174H212V172H211ZM211 174H209L208 176L210 177V175ZM262 174H261V176H260V174H259V178H262ZM10 176H11V174H9ZM8 175V176H9ZM26 175V174H25ZM29 175V174H28ZM55 175H57V173L55 174ZM70 175V174H69ZM76 175V174H75ZM80 175V174H79ZM78 175V176H79ZM185 175V174H184ZM220 175V176H219ZM42 176V175H41ZM40 176V177H41ZM45 176V175H44ZM47 176V175H46ZM62 176H63V174H62ZM84 176V177H85ZM183 176V175H182ZM212 176V175H211ZM222 176V177H223ZM238 176H239V174H238ZM238 176H237V179H239L238 178ZM245 176H246V174H245ZM264 176V175H263ZM28 177V176H27ZM26 177V178H27ZM38 176H36V178H37ZM47 177H49V176H47ZM65 177V176H64ZM73 177V176H72ZM81 177V176H80ZM83 177V178H84ZM183 177H185V176H183ZM186 177H187V175H186ZM203 177L205 178V175H203ZM222 177H220V180H221V178ZM230 177H226L227 178V180L229 181V179L228 178H230ZM240 177H242L241 175H240ZM243 177H244V175H243ZM241 178L242 180H244L245 182H249L247 179H246V177H244V178ZM250 177V176H249ZM15 178V177H14ZM49 178H53L52 177V175H51V177H49ZM68 178V177H67ZM162 178H164V177H162ZM179 178H181L180 176H179ZM195 178H196V176H195ZM224 178V177H223ZM255 178V179H256ZM23 179H24V177H23ZM71 179V178H70ZM185 179H187V178H185ZM185 179H183V180H181V182L183 183V187L181 186V183H180V188H184V185H185V183H187V181H184ZM192 179V178H191ZM199 179V178H198ZM30 180V179H29ZM32 180V179H31ZM55 180V179H54ZM82 180V179H81ZM91 180H92V182H91ZM159 180H162V181H159ZM201 180V179H200ZM218 180V179H217ZM220 180H218V181H216L217 182V184H218V182L220 183V185L218 184V186H217V184H216V187H219V189L218 190H215V191H212L213 193H212V195L214 194V192H215V194L214 195H216V191H217V194H219L218 195V197H220V195H221V191L222 190H224V195L226 196V194L228 195V193L226 192V190L225 189H223V188H226V186L229 184V182L231 181H229L228 182V184L226 185L225 184V182H227V181H223V179L221 180L222 182H223V184H222V182L220 181ZM251 180H252V177H251ZM253 180H254V178H253ZM35 181V180H34ZM44 181H46V180H44ZM51 181H53V179H51L50 180V182ZM59 181V180H58ZM64 181H66V179L64 178ZM195 181V180H194ZM197 181H199V180H197ZM241 181V180H240ZM243 181V183L245 184V182ZM257 181V180H256ZM31 182V181H30ZM40 182V181H39ZM41 182H42V180H41ZM54 182V181H53ZM60 182H62V181H60ZM159 182H160V184L161 185H159ZM167 182H169V181H166V180H163V179H158V180H156V185H155V190H157L158 191V189L160 188L161 189V192L163 193L164 192V194L163 195H165V192L166 191H164L163 189H162V186H166L167 187V189H166V187H163V188H165V190H167V192L170 194V196H171V193H170V191L169 190H171V188H173L172 187V183L171 182H169V183H171L170 185H168V183ZM185 182V183H184ZM196 182V181H195ZM232 182V181H231ZM237 183H239V181H236ZM236 182H235V184H236ZM44 183V182H43ZM65 183H67V182H65ZM72 183H74V182H72ZM83 183V182H82ZM138 183H140L142 186H144L143 188H145L146 186L145 185H143L142 184V182H138ZM138 183H136V182H131L130 183V185H128V186H126V187H123V189H122V191H121V195H122V197H128V192L129 193H131L132 191H134L135 190V194L136 195H138L137 194V192L136 191H139V189H141V185L140 184H138ZM165 185H164V184ZM198 183H200V182H198ZM234 182H232V184L230 183L227 187L230 189V190H228V191H230V196H231V194H233V199L238 203H240V200H241V198L242 197H240L239 198V195H237V193L235 192V191H233V190H236V187H234V184H233ZM27 184V183H26ZM34 184V183H33ZM37 184V183H36ZM70 184V183H69ZM76 184V183H75ZM257 184V187H258V182L256 183ZM262 185L260 186V188L258 187V191L260 192L261 190H259V189H262V194L261 193H256V189L252 186V185H255L254 184V181H253V184H249L251 187H253L254 189V191H252L251 189V194L249 193V192H244V193H248V194H250V198L248 199V200H246L241 206H236V208H238L239 209V207H246L244 210V212L242 213V221L239 223V226H237V225H235L236 226V229H242V228H244V227H246V225H249V224H253V225H255L254 226V228L255 229H253V230H251L250 232H258L259 233V239H258V241H260L259 243H257V245H248L247 246V251H246V253L245 254H242V256L245 258V259H248V260H252V262H248V261H245L244 259H243V257H242V261H241V263H237V261H235L234 260V258L233 257H231V256H227L226 258L229 260L230 259V261L232 262L231 264H264V177L262 178V183H261ZM13 185H15V183L13 182ZM18 185V184H17ZM20 185H21V183H20ZM31 185H32V183H31ZM44 185V184H43ZM63 185H65V184H63ZM67 185V184H66ZM222 185V186H221ZM226 185V186H225ZM231 185H232V187H231ZM237 185V184H236ZM260 185V184H259ZM12 186V185H11ZM42 186V185H41ZM41 186H39V187H41ZM79 186V185H78ZM83 186V188H84V185H82ZM130 186V187H129ZM220 186H221V188H220ZM242 187V186H240V184H238L237 185V190H238V188L239 187ZM244 186V185H243ZM245 186L247 187V185L245 184ZM244 186V187H245ZM18 187H20L19 185H18ZM72 187H76V186H74V185H72ZM168 187H170L169 188V190H168ZM185 187H187V185H185ZM215 187V186H214ZM243 188V191L244 190H246L247 188ZM256 187V188H257ZM13 188V187H12ZM28 188V187H27ZM33 188H35V187H33ZM37 188V187H36ZM47 188V187H46ZM61 188H62V186H61ZM68 188H70V187H68ZM83 188H80V189H83ZM150 188V186H148L147 188H145L144 190H146V189H149ZM228 188H226V189H228ZM231 188H233V190H231ZM235 188V189H234ZM2 189V188H1ZM64 189V188H63ZM116 189H118V188H116ZM121 189V188H120ZM160 189H159V191H158V193L160 192ZM174 189V188H173ZM172 189V190H173ZM203 187H202V190L201 191H199L198 193H199V195L201 194V196H202V194L204 193V191H203ZM222 189V190H221ZM5 190H6V187H5ZM5 190H3V191H5ZM14 190V189H13ZM12 190V191H13ZM17 190V189H16ZM23 190V189H22ZM22 190H20V191H22ZM43 190V189H42ZM52 190V189H51ZM69 190V189H68ZM73 190H75V189H73ZM72 190V191H73ZM195 190V194H193L192 195V193H189L187 196L189 197V195H190V197H189V199L190 198H193L192 199V201H194L197 197H199L200 198V200H199V198H197L198 199V201H194L195 203H193L192 201H191V203H193L192 205L194 206V207H192V205L190 204V206H188L189 205V203H187V205H186V203H185V201H187V199L188 198H186L187 196L185 195V197L183 198V197H180V204H178V206H176V204L175 203H173V204H175V206H176V209L174 208L173 210H177L178 209V207L180 208L181 206H182V210L184 211V210H187V212H188V214H189V216H190V214L191 213H189V207H191V208H193V209H191L190 208V212L192 211V213H194V208H195V204L196 205H198L197 206V210L199 209V206H201L202 204H203V206H201L202 208H210V205L209 204H211V202L209 201V203H208V201L207 200H205V199H207V198H205V196H204V194H203V198L202 197H200L199 195H198V193L196 194V187H195V189H193V191ZM9 191H10V189H9ZM31 191V190H30ZM35 191H36V189H35ZM45 191V190H44ZM43 191V192H44ZM47 191V190H46ZM63 191H65V190H62V191H60L59 190V188H58V190H57V188H56V190H53V192H52V195L53 196H55V197H52V198H49V199H46V200H44V199H42L43 201H42V204L44 205V204H46V205H48V207H50V208H52V206L53 205H55L54 203L56 202V200L55 199H60V198H62L63 197ZM67 191V190H66ZM141 191V190H140ZM139 191V192H140ZM142 191H143V189H142ZM178 191V189L177 188H175V190L173 191V192H175V194H172V195H175V196H177L175 199H178L179 200V196H183V194L181 195V193H179V192H177ZM220 191V192H219ZM240 191H241V188H240ZM23 192V191H22ZM34 192V191H33ZM48 192V191H47ZM68 192H70V191H68ZM67 192V193H68ZM119 192V191H118ZM138 192V193H139ZM166 192V193H167ZM219 192V193H218ZM226 192V193H225ZM66 193V192H65ZM64 193V194H65ZM73 193V192H72ZM133 193V194H134ZM143 193V192H142ZM157 193V194H158ZM162 193H161V195H162ZM177 193H179V194H177ZM235 193V194H234ZM50 194H51V192H50ZM75 194V193H74ZM74 194H72V195H74ZM80 194H81V192H80ZM94 194V195H93ZM120 194H118L117 196H119ZM132 193L130 194V195H133ZM140 194H141V192H140ZM247 194V195H248ZM260 194V195H259ZM37 195V194H36ZM40 195H43V193H41ZM92 195H93V197L94 196H96V199L95 198H92ZM159 195H160V193H159ZM10 196V195H9ZM20 196H21V194H20ZM46 197L48 196V194H46L45 195ZM45 196L43 197V198H45ZM134 196V195H133ZM139 196V195H138ZM137 196V197H138ZM195 196H197V197H195ZM222 196H223V194H222ZM230 196H228V199L230 200ZM236 196H238V198L236 197ZM37 197V196H36ZM40 197H42V196H40ZM49 197V196H48ZM83 197V198H82ZM136 196H134V198H135ZM161 197V196H160ZM165 197V196H164ZM174 197V196H173ZM173 197H172V199H173ZM234 197H236V198H234ZM12 198V197H11ZM33 198V197H32ZM72 198V197H71ZM134 198H132V199H134ZM151 199L153 198V197H150ZM163 198V197H162ZM186 198V199H185ZM195 198V199H194ZM221 199L220 200H222V198H225L224 196L223 197H220ZM34 199V198H33ZM67 199V201H69L68 203H70L71 202V204H72V202L74 201V203H77V201L76 200H70V199H68V198H66ZM122 199V198H121ZM131 199V198H130ZM131 199V200H132ZM139 199V198H138ZM168 198L166 197L165 198V200H167ZM171 199V198H170ZM189 199H188V201H189ZM201 199L203 200L204 199V201L202 202L201 201ZM225 199H227V197L225 198ZM225 199H224V201H225ZM226 200L225 201V203L223 202V205H225L226 204V206H228L227 207V209L230 211V212H232L231 210L232 209H234L235 211L236 210H238V209H235V207L234 208H232L234 205H236V204H234L235 203V201L233 202V200H231V206L232 207H230L227 203L229 202V200ZM237 199L239 200V201H237ZM243 199V198H242ZM35 200H37V198L35 199ZM35 200H33L34 202H35ZM55 200V202H53ZM164 200V199H163ZM164 200V201H165ZM41 201V200H40ZM61 201V200H60ZM63 201V200H62ZM66 201V200H65ZM65 201H63V205H65V204H68L67 202H65ZM76 201V202H75ZM134 202H136L137 200L136 199H134L133 200ZM177 200H174V202H176ZM184 201V203H182ZM199 201H201V203L202 204H200L199 203ZM206 201V202H205ZM242 201V200H241ZM13 202V201H12ZM33 202V203H34ZM122 202V203H121ZM173 202V201H172ZM198 202V203H197ZM221 202V201H220ZM233 202V203H232ZM243 202V201H242ZM52 203H53V205H52ZM58 203V202H57ZM79 203V202H78ZM77 203V204H78ZM110 203H111V205H110ZM137 204H138V202H136ZM177 203V202H176ZM178 203H179V201H178ZM208 205H207V204ZM238 203V204H239ZM21 204V203H20ZM19 204V205H20ZM25 204V203H24ZM60 204V203H59ZM117 205H118V203H116ZM123 204V205H122ZM156 204V203H155ZM163 204H164V202H163ZM183 204L186 206V209H184V206H183ZM200 204V205H199ZM205 204V205H204ZM222 203H220V206L218 207L219 209L220 208H222V209H220L221 210V212L218 210L217 211V206L216 207H214V206H212V208L210 209L211 210V212L210 211H207V214L209 215L210 213V215H214V213H215V211H217V212H220L222 215H223V209H224V206L223 205H221ZM233 204V205H232ZM5 205V204H4ZM4 205H2V206H4ZM22 205H23V203H22ZM38 205V204H37ZM61 205H62V202H61ZM115 205V204H114ZM116 205V206H117ZM118 205V206H119ZM129 205V204H128ZM60 206V205H59ZM58 206V207H59ZM135 206H136V204H135ZM139 206V205H138ZM141 207L139 208L140 210H141V208H142V205H140ZM158 206V205H157ZM161 206V205H160ZM164 206V205H163ZM173 206V205H172ZM174 206V207H175ZM188 206V207H187ZM225 206V207H226ZM41 207V206H40ZM39 207V208H40ZM53 207H56L59 211H61L62 210V206L60 207L61 209H59L57 206H53ZM111 207V208H110ZM123 207V208H124ZM214 207V208H213ZM19 208V207H18ZM25 208H26V206H25ZM33 208V207H32ZM32 208H30V212L32 211L31 209ZM127 208V209H126ZM134 208V207H133ZM138 208V207H137ZM159 208V207H158ZM3 209V208H2ZM35 209H36V205H35ZM38 209V208H37ZM36 209V210H37ZM41 209L42 208H40V210L37 212L36 210H34V211H36L37 212V215H36V213H34L35 215H36V218L38 219V218H40L39 219V223H40V221L41 222H43V221H45L44 219L42 220L41 218H45L46 216H47V213H46V211H41ZM56 209V213L59 215V212H58V210ZM64 209V208H63ZM114 209H115V207H114ZM165 209V208H164ZM169 209H171V208H169ZM201 209V208H200ZM212 209H214V210H212ZM231 209V210H230ZM250 209H252V210H250ZM22 210H23V208H22ZM22 210H20L21 211V213H22ZM52 210V209H51ZM65 210H67L66 209V206H65ZM66 211L68 214H69V211ZM111 210V211H110ZM125 210V211H124ZM135 210H136V207H135ZM134 210V211H135ZM139 210V211H140ZM225 210H226V208H225ZM241 210V209H240ZM251 211V212H249V211ZM1 211H6L5 209L4 210H0V213H2ZM117 211H113V212H117ZM137 212H138V209L136 210ZM144 211V210H143ZM143 211H140V212H142V214H143ZM165 211V210H164ZM163 211V212H164ZM169 213H171L172 212V214L174 215L175 214V211H172V210H167ZM178 211V212H177ZM176 211V213L178 214L179 213V209ZM199 212H201V213H204L203 212V210L201 211V210H198ZM235 211H234V213H235ZM7 212V211H6ZM18 212H19V209H18ZM47 212H50V210H48L47 209ZM62 212V211H61ZM61 212H60V214H61ZM128 212V211H127ZM197 212V211H196ZM209 212V213H208ZM217 212H216V214L215 215H217L218 216V214H217ZM241 212H242V210H241ZM4 213V212H3ZM7 213H9V212H7ZM32 213H33V211H32ZM56 213H54L53 215H52V213H50V217L52 218V216H54V223H57V218L58 217H56L55 218V215H57ZM67 213H64V214H67ZM71 213V214H72ZM167 213V212H166ZM166 213H161V216H163V215H165ZM180 213H182L181 212V209H180ZM237 213L238 214H240L239 213V211H237ZM237 213H235V215L237 214ZM5 214V213H4ZM62 214H63V212H62ZM63 214V215H64ZM68 214H67V216H68ZM70 214V215H71ZM127 214V213H126ZM129 214H130V212H129ZM136 215H138V213H135ZM144 214H145V212H144ZM143 214V215H144ZM158 214H159V212H158ZM171 214V215H172ZM176 214V215H177ZM185 214V213H184ZM187 214V215H188ZM221 214H219V216H218V218L221 220V219H223V218H220L222 215ZM237 214V216H238V218L240 217V215H238ZM2 215V214H1ZM19 215V214H18ZM57 215V216H58ZM128 215V214H127ZM127 215H125L126 216V218H128L127 217ZM142 215V216H143ZM180 215V214H179ZM181 215H183V214H181ZM11 216V215H10ZM10 216L7 218V219H9L10 218ZM76 216L77 215H75V216H72L73 217V220H72V222L74 221V223H75V220L74 219H76ZM139 216V215H138ZM158 216H160V215H158ZM158 216H156V217H153V218H156L157 220L160 218V217H158ZM166 216V215H165ZM167 216H168V213H167ZM170 216V215H169ZM168 216V217H169ZM194 216V220H196L195 218H202V217H204L203 215L202 216H198L197 215V217H195L196 215H193ZM192 216V217H193ZM205 216H207L206 214H205ZM217 216H215V217H217ZM225 217H227L226 215H224ZM0 217H2V216H0ZM12 217H13V214H12ZM11 217V218H12ZM25 217V216H24ZM27 217V216H26ZM35 217V216H34ZM48 217H49V215H48ZM47 217V218H48ZM59 217H61V216H59ZM63 217H65V216H62L61 218H63ZM117 217V218H116ZM122 217H124V216H122ZM136 217V216H135ZM168 217H165V218H168ZM211 217V216H210ZM225 217H224V219L223 220H228L229 219V217H227L226 219H225ZM3 218H6V217H4V215H3ZM14 218H15V216H14ZM50 218V220L49 221H51L52 219ZM66 218H71V217H66ZM109 218H111V219H109ZM120 218H118L119 220H117V222H119V221H121L120 220ZM140 218H141V216H140ZM150 218V217H149ZM149 218L147 217L143 222H141V220H142V218H141V220H133L132 218V220L133 221H135L134 223H135V225L136 224H138L139 222L140 223H143V224H145V225H148L147 223H149V222H147V221H150V223H153L154 221L152 220V218H151V220H149ZM162 218H164V217H161L160 219H162ZM164 218V219H165ZM190 218H191V216H190ZM208 218V217H207ZM212 218V217H211ZM237 218V217H236ZM237 218V219H238ZM1 219V218H0ZM46 219V218H45ZM63 219H65V218H63ZM63 219H61V220H63ZM122 219V223L120 222V225H119V227L118 228H122V229H124L122 226H126V227H128V224L127 223H129V222H127V220L125 219V218H121ZM130 219V218H129ZM138 219V218H137ZM193 218H191V220H192ZM218 220L217 218H214V220ZM240 219V218H239ZM10 221H8V220H5L4 221V223L6 222V221H8L7 223L8 224H11V225H6V223H5V225H4V223H3V221L2 220H0V224H2V225H4V228L5 227H7V226H10V227H7V229H8V232H10L9 234H11V231L13 230L14 231V224H13V228H11V226H12V223H10V222H13V221H15V219L13 220L12 219V221H11V219H9ZM17 220V219H16ZM25 220H27L26 218H25ZM28 220H30L29 219V216H28ZM58 220H59V218H58ZM79 220H81V222L79 221ZM108 220H115V221H112L111 223H110V221L108 222ZM147 220V221H146ZM155 220V219H154ZM190 220V223H188V224H191L194 220H192L191 221ZM203 220V219H202ZM207 220V219H206ZM223 220H221V221H223ZM2 221V222H1ZM32 221V220H31ZM36 220H34V222H35ZM48 221V222H49ZM64 221V220H63ZM79 221V222H78ZM103 221V222H102ZM151 221H153V222H151ZM198 221V220H197ZM20 222V221H19ZM25 222V221H24ZM23 222V223H24ZM34 222H32V224L34 223ZM45 222H47V221H45ZM59 222H61V221H59ZM58 222V223H59ZM67 222H68V220L66 221V223L65 224H67ZM70 222H71V219H70ZM70 222L68 223V225L70 224ZM98 222V224H96ZM115 222V223H114ZM124 222H125V224H124ZM127 222V223H126ZM146 222V223H145ZM159 222H163V220H159ZM158 222V224L160 225L161 223H159ZM195 222V221H194ZM228 222V226H229V224H230V229H231V224L232 223H229V222H231V221H227ZM226 221H225V226H224V228H226L227 227V223ZM15 223V222H14ZM22 223V224H23ZM26 223V222H25ZM50 223V222H49ZM49 223H47L46 225H49V227L51 228V227H55V224H51V223H53V222H51L50 224L52 225H50ZM64 223H61L62 225L64 224ZM132 223V222H131ZM133 223V224H134ZM139 223V224H140ZM21 224V223H20ZM60 224V223H59ZM64 224V225H65ZM95 224V225H94ZM117 224V226H118V224L119 223H116ZM124 224V225H123ZM133 224H131V225H133ZM193 224V223H192ZM42 225V224H41ZM46 225L44 226L45 228H46ZM67 225V227H69ZM141 225V224H140ZM139 225V226H140ZM154 225V224H153ZM152 225V227L151 228H154L155 226H153ZM163 225V224H162ZM161 225V226H162ZM16 226V225H15ZM27 225L25 224V227H26ZM36 226V225H35ZM34 226V227H35ZM56 226H57V224H56ZM59 226V225H58ZM96 226V227H95ZM116 226V225H115ZM117 226L115 227V229H117ZM136 226H138V225H136ZM150 226V225H149ZM234 225H232V227H233ZM2 226L0 225V233H2V236L4 235V234H6V232L7 231H3L2 230V228H1ZM23 228V227H19V228H22V231H20V233H24L23 231H24V229H26V228ZM30 227H31V224H30ZM32 228L31 227V229H35L34 231H36V232H38V231H40L41 230V228H40V230H38L37 229V227H40L39 225L38 226H36V228ZM48 227V228H49ZM60 227V226H59ZM75 227V228H74ZM79 227H80V229H79ZM102 227H104V229L102 228ZM112 228L114 227V226H111ZM133 227H134V229H135V226L133 225ZM132 227V228H133ZM229 227H227L228 229H229ZM238 227V228H237ZM18 228V227H17ZM16 227H15V230L17 229ZM45 228H43L42 227V229H45ZM49 228V229H50ZM52 228V229H53ZM56 228V227H55ZM63 228H64V226L62 227V230H63ZM111 228V229H112ZM234 228V227H233ZM9 229H12L11 231H9ZM28 229H29V227H28ZM30 229V232H29V230L27 231V232H29L30 234V236H32V237H30V239L29 240H31L30 242L31 243H37V240H35V241H33V239L35 238V239H38L39 237H40V235H39V237H36V236H38L37 234H36V232H33L32 230ZM47 229V228H46ZM58 229V228H57ZM57 229H54V231H56ZM60 229V228H59ZM57 230L56 231V233L59 231L60 233L62 232V234H63V231L66 229V225H65V228H64V230L63 231H60V230ZM111 229H109V230H111ZM121 229V230H122ZM227 229V231H230V230H228ZM4 230H6V229H4ZM27 230V229H26ZM38 230V231H37ZM69 230H71V228L69 229ZM75 230V231H76ZM133 230V229H132ZM33 232V234H35V235H33V234H31L32 232ZM43 230H41V232H42ZM44 231H48V230H44ZM44 231H43V235L44 236H46V237H50L51 235H52V232H49L51 235L50 236H47V235H49V233H47V235H46V233H44ZM50 231H52V230H50ZM54 231H53V235H55V233H54ZM92 231L96 234V233H100V231H101V233L103 232V234L105 235H102V234H100L101 235V237H102V241H101V244H103V245H95V243H93V242H90V237H91V235H92ZM160 233H161V231L162 230H158ZM234 230H232L231 232H233ZM7 232V233H8ZM16 232V231H15ZM66 232V231H65ZM120 232V231H119ZM165 232H166V230H165ZM183 232V231H182ZM187 231H185V232H183V234H185ZM235 232H236V230H235ZM240 232H244L245 234H248V232L249 231H247V230H238L237 231V233H240ZM249 232V233H250ZM25 233H26V231H25ZM24 233V234H25ZM60 233H59V236H60ZM69 232H68V229H67V234H68ZM70 233H73V231L72 232H70ZM80 233H78V234H80ZM106 233H108L107 235H106ZM111 233H112V231H111ZM137 233V232H136ZM160 233H159V236H157V237H154V238H149L148 237V239H147V241H144V240H140V239H136L135 241H133V245H135V248H133V249H131V251H130V255L132 256V257H136L137 259H138V262L136 261H134V262H132L131 264H151V263H148L147 261H146V259H145V257L146 256H149L150 257V260H151V262L152 261H156V263L157 264H212L211 263V258L212 257H209V251H210V249H209V246L206 244V242H207V239H208V235H209V231H205V233H204V236L201 238L200 237V239H199V241L197 242V244L195 243V244H193L192 243V245L191 246H186L185 244H188L189 242H188V237L187 238H185L186 240V243H185V241L183 240L184 239V236H183V234H182V237L181 236H178L179 238H183L182 240L184 241V243L185 244H183L182 245V240L181 239H177L178 237H176L175 238V240L177 239L178 241H174V242H178V244H179V240H181L180 241V245H182L181 247L179 246H177L178 248H176V249H178V250H175V251H172L171 252V250L170 249H175V247L174 248H172L173 246H175V245H173V243L171 244L170 243V245H168L167 243V250H168V252L167 251H165L166 252V259H165V261H163L161 258H160V256H159V252L161 251V250H164L163 248H160V246H162V245H160L159 243H158V240H160L161 239V237L162 238H164V236H161L162 235V233H161V235H160ZM167 233V232H166ZM172 233V232H171ZM180 233V232H179ZM7 235L6 234V236L4 235V238H6L7 236H9V237H7V239H8V242H9V240L10 239H12L13 238V234H11V235ZM15 234H17V233H15ZM18 234H19V232H18ZM23 234V235H24ZM61 234V235H62ZM65 234V233H64ZM78 234L76 235V236H78ZM116 234H118V232H115V235ZM169 234V233H168ZM176 234V233H175ZM187 234V233H186ZM235 234V233H234ZM20 235V234H19ZM53 235H52V237H53ZM71 235V234H70ZM74 235V234H73ZM115 235H113V236H115ZM138 235V234H137ZM170 235H172V234H170ZM237 235H240V234H237ZM12 236V237H11ZM26 236H28V235H26ZM26 236H25V238H26ZM44 236H42L41 235V237H42V241L45 239H47V238H44ZM56 236V235H55ZM58 236V235H57ZM58 236V237H59ZM65 236V235H64ZM112 236V237H113ZM117 236V235H116ZM115 236V237H116ZM22 237V236H21ZM20 237V238H21ZM61 237V236H60ZM79 237V236H78ZM111 237V238H112ZM135 237H137V236H135ZM135 237H133V238H135ZM160 239H159V238ZM166 237V236H165ZM192 237H194L193 236V234H192ZM2 237H1V235H0V239H1ZM16 238H18V237H15L14 239H16ZM19 238V239H20ZM23 238H24V236H23ZM28 238H29V236H28ZM54 238V237H53ZM53 238H51V240H57V238H55V239H53ZM63 238V237H62ZM117 238V237H116ZM158 240H157V239ZM169 238V237H168ZM60 239V238H59ZM195 239V238H194ZM193 239V242H195L196 240H194ZM4 240H6V239H2V241H0V243L2 244V242H3V244H4ZM13 240V239H12ZM28 240V241H29ZM39 240H41V239H39ZM44 240V241H45ZM49 240V239H48ZM48 240H46L47 242H48ZM56 240L54 241V242H56ZM71 240V239H70ZM165 240H167V239H165ZM13 241H15V240H13ZM22 241V240H21ZM61 241V240H60ZM64 241V240H63ZM87 241H89V245L87 244L88 242ZM108 241V242H109ZM6 242V241H5ZM53 242V241H52ZM51 242V243H52ZM59 242V241H58ZM107 242V243H108ZM121 240H120V238H119V236H118V238H117V245H122L121 243ZM164 242V240L162 239V243ZM170 242V241H169ZM188 242V243H187ZM24 243V242H23ZM39 244L40 243H42L41 241H39L38 242ZM37 243V244H38ZM46 243V242H45ZM45 243H43V246H44V244ZM49 243H50V241H49ZM50 243V244H51ZM71 243H73V242H71ZM99 243V242H98ZM0 244V245H1ZM5 244H7V242L5 243ZM9 244V243H8ZM12 244H13V242H12ZM11 244V245H12ZM24 244H26V243H24ZM37 244H36V247L34 246V252L35 251H37V250H35V249H37V248H39L40 246H39V244H38V246L39 247H37ZM48 243H46V245H47ZM50 244H48L49 246H50ZM53 245H54V243H52ZM27 245H29V244H27ZM57 245V244H56ZM55 245V246H56ZM173 245V246H172ZM177 245V244H176ZM10 246V245H9ZM30 246V245H29ZM33 245H31L30 247H32ZM43 246H41V247H43ZM54 246V247H55ZM58 246V245H57ZM95 246H97V247H95ZM123 246V245H122ZM164 246H165V244H164ZM171 246V247H170ZM185 246V247H184ZM3 247L4 246H2L1 248V250L0 251H3ZM39 248L38 249V251L37 252H40V250L42 249V248ZM47 247V246H46ZM51 247H53V246H51ZM59 247V246H58ZM78 247V248H77ZM99 247H101V248H99ZM115 247H113V248H115ZM4 248H8V249H10L9 247H4ZM17 248V247H16ZM27 248H28V246H27ZM44 248V247H43ZM48 248H50V247H47V249L46 250H51V249H48ZM57 248V247H56ZM96 248H98L97 250H95ZM17 249H19V248H17ZM29 249V248H28ZM27 249V250H28ZM31 249V248H30ZM53 249V248H52ZM70 249L73 251H70ZM74 249V250H73ZM165 249H166V246H165ZM16 250V249H15ZM15 250H12L11 251V249H10V251L11 252H16ZM32 250H33V247H32ZM31 250V251H32ZM46 250H44V251H46ZM54 250V249H53ZM52 250V252H49V251H47L46 252V254H48V252H49V254H48V257L47 256H45V252H43V254H44V257H47V259L49 258V259H55L54 258V256H55V253H56V259H55V261H54V263L53 264H57V262H56V260L58 259L59 261H62V259L61 258H58L57 256L58 255H61L62 256V254H64V253H62V252H60L58 249V251H55V253L54 254H52L51 255V253H53L54 251ZM108 250V251H109ZM257 250H259V252L257 253ZM24 251V250H23ZM26 251V250H25ZM30 251V252H31ZM43 251V250H42ZM68 251H70V252H72V253H74V254H72L73 256H75L76 257V254H79V255H77V257H79L80 255H81V258L80 259H76L75 257L74 258H71V257H73L72 255H71V257H70V253L68 252ZM27 252V251H26ZM29 252V251H28ZM33 252V251H32ZM31 252V253H32ZM36 252V254H38ZM61 254H60V253ZM79 252V253H78ZM94 252H96V254H97V256L96 255H92V258L90 257V253H94ZM170 252V253H169ZM19 253H20V250H19ZM69 253V254H68ZM76 253V254H75ZM106 253V254H105ZM118 253V254H117ZM0 254H1V252H0ZM3 254V253H2ZM14 254H16V253H14ZM41 254V253H40ZM58 254V255H57ZM4 255V254H3ZM26 254H24V256H25ZM52 257H51V256ZM65 255H64V262H62L61 264H66V262L68 261H65L66 260V257H65ZM119 255V256H118ZM5 256V255H4ZM22 256L23 258H24V260L26 259L25 257L27 256ZM29 256H31V259H32V255H29L28 254V257ZM34 256H36L35 255V253H34ZM40 257H42L41 255H39ZM69 256V257H68ZM118 256V257H117ZM17 258H20L21 256H16ZM40 257L38 258V259H40ZM139 257V258H138ZM30 258V257H29ZM37 258H36V260H37ZM63 258V257H62ZM95 258V259H94ZM176 258V259H175ZM179 260H178V259ZM30 259V261H28L27 259L25 260L26 262L28 261L30 264H33V263H31V261H33V260H31ZM35 259V258H34ZM42 259V258H41ZM48 259V260H49ZM104 259H105V257H104ZM104 259H102L101 260V262H99L98 261V263L97 264H103L104 262H102V261H104ZM178 260L177 262H174L173 260ZM0 260H1V258H0ZM4 260V259H3ZM19 261H20V259H18ZM18 260H16V261H18ZM21 260H22V258H21ZM48 260H43V262H42V264H44V263H48V264H50L49 262H48ZM74 260H70L73 264L75 263L74 262ZM88 260V261H89ZM96 260V261H95ZM110 260V259H109ZM6 261H7V259H6ZM6 261L4 260V264H6ZM88 261H85V262H88ZM1 263L3 262V261H0ZM56 262V263H55ZM81 261H79V264H84L83 262L82 263H80ZM90 262H88V264L90 263ZM12 263H15V262H12ZM11 263V264H12ZM51 263V264H52ZM69 264H72V263H70V262H68ZM67 263V264H68ZM110 264H111V262H109ZM109 263H107V264H109ZM9 264V263H8ZM19 264V263H18ZM21 264V263H20ZM34 264H37V263H34ZM40 264H41V262H40ZM58 264H60V263H58ZM96 264V263H95ZM105 264V263H104ZM127 264H129V263H127Z\"/></svg>",
	"mask_w": 264,
	"mask_h": 264
},
{
	"label": "rangeland",
	"instance_id": "374dc122",
	"mask_svg": "<svg viewBox=\"0 0 264 264\" xmlns=\"http://www.w3.org/2000/svg\"><path fill=\"white\" fill-rule=\"evenodd\" d=\"M103 1H106V0H103ZM101 2V0H0V32H2V31H6L7 29L4 27V26H1V24L2 23H4L5 21H6V15H14V14H17L16 15V18H15V21L17 22V24H15V27H17L16 25H18V27L17 28H15V29H12V31H13V33H11V34H7V38H5V36H3V35H0V48H6V49H8V48H19V49H24V50H28L29 52H34L35 53V51L34 50H36V52L38 53L39 51H42L41 50V48L43 49V48H45L46 47V49H48L47 47H51V48H49L50 50L49 51H51V49H52V47H53V49L54 48H59L60 49V47L58 46V43H61L62 42V44L60 45V46H62L63 45V43H64V41H66V40H72V39H78V40H81V41H83V37H85V39H88V40H90V39H92V40H94V41H91V42H93V43H95V45H97L98 46V50L96 51V53L94 54V56H97L98 58H99V61H98V58H97V60H95L94 58V56H91L90 54H89V56H87V54L86 55H84V58L82 59V60H84L83 61V64L81 65V66H83L84 67V65L87 63V61L89 60V62L91 63V65H94V64H96V63H102L103 61L105 62H107L108 61V59L110 60V62H112V60H114V62H115V60H116V62H115V64H117V68H115L114 70L116 71V72H119V69L118 68H120V70H121V64L119 65L120 67H118V62H120V58H119V60L116 58V59H114L115 57H113V56H116L115 55V50H114V45L112 46V45H110V48H112L113 50H110V48H109V44H110V42H112L113 43V39L110 41V40H106V39H103V38H105V37H107V38H109L110 37V39L112 38V36L109 34V33H106L105 31H104V33H103V29L101 30V28H97V26H98V21H99V19H97L96 17H99L100 16V18L102 17V16H104L105 14H104V12H106V11H110L111 13L113 12V13H116L115 11H120L119 13H121V11H123V14H125V15H128V16H124L126 19H128L129 20V23H130V25L134 28V24H135V28H136V26H137V28H136V31L140 34V37L142 36L143 38H144V35H145V31L147 30H150V32L151 33H146V35H145V38L146 37H150V39H154V40H158V44H159V46L161 45V47H163V46H165L164 44H166V42L164 43V41L162 42V40H164V37H166L167 38V40H172V39H174V38H177L178 37V39H182L183 40V38H184V42L182 41V42H180V43H178V46H181V47H186L187 46V48L189 49V48H191V46H192V48L193 47H205L204 45H206V44H209V46H211L210 48H212L213 46H215L216 45V47L218 46V47H221L220 45H221V42H222V47H224V46H232V44L234 45V43H228V42H225V38H239L238 36H240V34H237V33H229V32H232V31H235V30H237L238 29V31H240V30H242V31H262V30H264V27H263V29H262V26H260V27H258V26H255V28H254V26H252V30H250L251 28L249 27H246V25H242V26H240V27H237V24L239 23V19L238 18H236L235 19V17H233L232 18V21L230 22V20L231 19H229V20H225V18H220V15H221V13H217L218 15L216 16V18H214V20H211V21H206V22H204V24H203V22H199V21H201V19H198L196 22L197 23H195L194 21H195V19H196V17L195 16H198L197 14H195V12L196 11H192L193 10V8H194V6L193 7H191V11L189 10H187L186 8V11H185V9H184V6H182L181 7V9L184 11V13L183 12H181V11H179L181 14H184L183 16H185L186 15V13L187 14H189V15H186V17H184L187 21L185 22V21H183V17H180V16H182V15H180V13H177V11H176V9H174V8H176L175 6H176V4H174L175 3V1L177 2L178 0H165V2H164V0H130V1H127V0H122V2H118V0L117 1H115L114 2V0L112 1V0H110L112 3H110V1L108 0V2ZM119 1H121V0H119ZM123 1H124V3H125V5H124V3H123ZM125 1H127V2H125ZM136 2V3H140L141 4V6H142V8H143V11L144 12H142V10H141V12H142V14H141V12H139L140 11V8H138V6L140 5H138V4H136V3H133V2ZM161 1H163V2H161ZM114 2V3H113ZM117 2V4L118 3H120V5H118L117 6V4L116 5H114L115 3ZM132 2V3H131ZM163 3V4H161V3ZM208 2V3H207ZM110 3V4H109ZM122 3V4H121ZM132 5H134V6H136V8H138L137 10H134V6H132ZM167 4V5H171L170 6V8H171V11H172V13H171V15H170V12L171 11H168L167 9H168V7L165 5V4ZM107 4V5H106ZM160 4H161V6H160ZM172 4H174V7H173V10H172ZM211 4V2L210 1H205V3L203 2V3H201L200 4V6H198V8H200V9H204L205 7H207L208 5H210ZM112 5H114V6H116V7H114V8H112L111 9V7H113ZM138 5V6H137ZM164 5H165V7H167L166 9H165V7H164ZM184 5V4H183ZM98 6H100V8H101V6L102 7H104V8H101L102 9V11H100L99 9H97L96 7H98ZM111 6V7H110ZM124 6H126V8H127V10H126V8L124 7ZM131 6V7H130ZM141 6H139V7H141ZM164 7V9H165V11L164 12H162V8ZM119 7H123L122 8V10H121V8H119ZM129 7H130V9H132L131 11H132V13H135V11H137V12H139V13H136V14H139V15H141V17H140V19H138V16L139 15H136L137 17H133V14H132V16L131 17H133V18H130V15H131V11H128V9H129ZM125 8V9H124ZM141 8V9H142ZM169 8V9H170ZM94 9H95V11H94ZM109 9V10H108ZM114 9H116V10H114ZM124 9V10H123ZM178 9V8H177ZM180 8H179V10H181ZM86 10V11H85ZM97 10V11H96ZM113 10V11H112ZM149 10V11H148ZM155 10V11H154ZM161 10V11H160ZM93 11L95 12V13H93ZM99 11V13H97ZM104 11V12H103ZM166 11H168V12H166ZM259 11H261L259 8H256L255 10H253L252 12H255V13H258ZM81 12H82V14H81ZM162 12V13H161ZM174 12H176L177 14H179V16H178V19H180L182 22H184V23H186V24H184V23H182V22H180V20H178V22L181 24H177V26H175L174 27V23L173 24H169L170 22H168V17H169V15H170V17H169V20H171L172 18L171 17H173V20L174 21H177V20H175V14L176 13H174ZM188 12H190V13H188ZM194 12V13H193ZM65 13H67L66 15H65ZM128 13V14H127ZM166 13V15H164V14ZM94 14V15H93ZM97 16H96V15ZM163 14V15H162ZM172 14H173V16H172ZM195 15L194 16V18L192 17V15ZM62 15H64V16H62ZM69 15V16H68ZM99 15V16H98ZM135 15V14H134ZM142 15H143V18L144 19H141L142 18ZM161 15H162V17H161ZM21 16V17H20ZM96 16V17H95ZM163 16H166L165 18L163 17ZM168 16V17H167ZM188 17V18H187ZM189 17H191L190 18V20H189ZM135 18V19H134ZM176 18H177V15H176ZM55 19V20H54ZM137 19H138V21H137ZM148 19V20H147ZM164 19V20H163ZM165 19H166V21H165ZM184 19V20H185ZM96 20H98L97 22H96ZM192 20V22H190V23H188L189 21H191ZM194 20V21H193ZM248 20H250V19H248ZM256 21H258L257 19H255ZM22 21V22H21ZM150 21V22H149ZM153 21V22H152ZM168 22V24L169 25H171L170 27H168V28H170L169 30H166L167 28H165L164 26H166V25H164V24H166L165 22ZM227 21H229V22H227ZM15 22V23H16ZM132 22H134V23H132ZM136 22H137V25H136ZM146 22H149L150 24H152V25H150L149 23H146ZM164 22V24L162 25V23ZM177 22V23H178ZM194 22V24H192ZM20 23H21V26H22V24H25V25H23L22 27L21 26H19L20 25ZM98 23V24H97ZM172 23V22H171ZM201 23V24H200ZM216 23H228V25H226V26H224V27H222V26H218V27H213L214 26V24H216ZM88 24H90V25H88ZM138 24L140 25V27L138 26ZM160 24H161V26H160ZM183 24L184 25H188V27L190 26L189 24H192L190 27H192L193 25L195 26L196 25V28L198 29H195V27L193 26L192 28H190L189 27V30H193V31H191L192 33H190V31H185V28H183V30L181 29L182 28V26H183ZM197 24H200V28L202 29V30H200L199 29V27H197ZM35 27H37V28H35ZM89 26V27H88ZM143 26V27H142ZM149 28H148V27ZM154 26V27H153ZM163 26V27H162ZM172 26L174 27V28H172ZM180 26H181V28H180ZM185 26V27H186ZM139 27V28H138ZM179 28L178 30H176L177 28ZM184 27V26H183ZM188 27H186V30H188ZM242 27H244V28H248L247 30H244V28H242ZM87 28V29H86ZM143 28V29H142ZM162 28H164V30L167 32L168 31V36H165V34L166 33H164L162 36H161V34H160V36H158L159 34L158 33H160V32H165L164 30H162ZM171 28L173 29V31L171 30ZM176 28V29H175ZM194 28V29H193ZM253 28H254V30H253ZM101 30V33H103V34H101L100 33V30ZM220 29H224L225 30V32H226V34L225 35H220V34H218V30H220ZM91 30V31H90ZM99 30V31H98ZM153 30H155V31H153ZM157 30H158V32H157ZM162 30V31H161ZM174 30H175V32H178L177 34H176V37H174L175 35H173V33H174ZM198 31L197 32V34H195L196 32L195 31ZM170 31H172L171 33H172V35L173 36H170V34L171 33H169ZM200 31V32H199ZM97 32H99V36H97V34L96 33ZM153 32V33H152ZM184 32H186V33H184ZM189 33H190V35H189ZM91 34V35H90ZM93 34H95V35H93ZM106 34V35H105ZM143 34V35H142ZM175 34V33H174ZM185 34H186V36H185ZM196 35V36H194V35ZM244 34V35H243ZM242 35L244 36V38H249L250 36L252 37V34L253 35H255L256 33H252V34H250V33H243ZM245 34H247L246 36H245ZM249 34H250V36H249ZM8 35H10V36H8ZM90 36V37H88V36ZM92 35H93V37H92ZM102 35H103V37H102ZM150 35H154L153 37L152 36H150ZM167 35V34H166ZM189 35V37H191V38H189V37H187ZM217 35V36H216ZM241 35V36H242ZM11 36H13V38L14 39H12L11 38ZM65 36V37H64ZM68 36V37H67ZM226 36V37H225ZM243 36L241 37L242 38V40H241V38L239 39L240 41H241V43H243V45H241L240 44V41H238L237 43H236V45L237 44H240L241 46H244V44L247 46V45H249L248 43L246 44V41L244 40V38H243ZM249 36V37H248ZM258 35L256 34L255 36H254V38H256ZM86 37H88V38H86ZM157 37L159 38V39H161V43H160V41H159V39H157ZM161 37V38H160ZM168 37H170V38H168ZM186 37V38H185ZM259 37H260V35H259ZM9 38V39H8ZM90 38V39H89ZM165 38V39H166ZM210 38H213L214 39V41H210L209 39ZM218 38H220V39H218ZM5 40L6 39V41H1V40ZM14 40L15 41V44L14 43H11L10 41H8V40ZM57 39V40H56ZM102 39V40H101ZM190 39V40H189ZM192 39V40H191ZM216 39H218L219 41H215ZM60 40V42H56V41H59ZM101 40V41H100ZM166 40V41H167ZM50 41V42H49ZM85 41V40H84ZM189 41H190V44H191V46L188 44L189 43ZM103 42H104V46H102V44H103ZM170 42V41H169ZM18 43V44H17ZM167 43H168V41H167ZM172 43V42H171ZM170 43V44H171ZM176 44H177V42H175ZM174 43V45H170L169 43H168V45H167V47H169V46H176V44ZM188 45H187V44ZM252 43H254V42H252ZM256 43V42H255ZM254 43V45H258V46H260L259 45V43H256L255 44ZM52 44V45H51ZM185 44H186V46H185ZM213 44H215V45H213ZM218 44V45H217ZM261 44V43H260ZM100 45V46H99ZM108 47H107V46ZM163 45V46H162ZM240 45H238V46H240ZM252 44H250L249 46H251ZM262 45H264V44H261V46ZM112 46V47H111ZM158 46V45H157ZM189 46V47H188ZM208 45H206V47H207ZM104 48V50L105 49H107V50H105V51H113L112 53H113V55H112V53H109V52H103L104 50H103V48ZM107 47V48H106ZM37 50H39V51H37ZM44 50V49H43ZM28 51H26V52H28ZM48 51V50H47ZM48 51V52H49ZM103 52L104 54H110V55H102L101 54V52H100V56H98V55H96L97 54V52ZM42 52H44V51H42ZM46 52V51H45ZM73 52L75 53V54H73ZM71 53V52H70ZM78 53V51H72V53H71V56H75L76 54ZM82 54V52H80L79 51V53L77 54V56L79 55H81ZM118 54H119V56H121L122 54H124V53H122V52H117ZM122 53V54H121ZM83 55V54H82ZM85 56H87V57H94L93 59L94 60H91L90 58L88 59V58H86ZM83 57V56H82ZM81 57V58H82ZM102 57V58H101ZM110 57H111V59H110ZM122 57V56H121ZM123 60L122 61H124V59L125 58H122ZM78 60H81L79 57H78ZM81 60V61H82ZM88 62V63H89ZM110 62H107V63H110ZM85 63V64H84ZM89 63V64H90ZM93 63V64H92ZM113 63V62H112ZM122 63V62H121ZM112 65H114V64H112ZM23 65H21L20 66V68L19 69H23V68H25L26 69V67H22ZM88 66V64L84 67V68H86ZM79 68L82 70V68L79 66ZM83 68V69H84ZM111 69H113L112 67H110ZM109 68V69H110ZM76 69V68H75ZM77 69H78V67H77ZM79 70V69H78ZM77 70V71H78ZM77 71H75V73L73 74V75H75L76 74V72ZM81 72H83V71H80L79 70V73H81ZM72 75V76H73ZM76 75H78V72H77V74ZM95 77H97V76H95ZM135 76H133V78H134ZM93 78V77H92ZM26 84V83H25ZM22 86H24V88L22 87ZM21 88H19V87H17L16 89H19L18 91L15 89L14 91H16V92H14V91H12V93H13V99L14 100H16L17 102L18 101H20V99L21 98H23V96H24V100H26V101H32V99H33V97L34 96H36V95H38L39 93V91H35L34 89H32V87H29V88H31V89H29V88H26V87H28L27 86V84L26 85H21L20 86ZM29 89V90H28ZM22 90V91H21ZM105 91V92H104ZM141 91V90H140ZM153 91V92H152ZM101 92H103L104 94L106 93V90L105 89H103L102 91H100V93ZM134 92H136V93H133V92H129L128 93V95H131V93H133L134 95L136 94L137 95V97H142V96H140V93L139 92H137V91H134ZM151 92H152V94H149L150 93V91H149V93L148 92H145V91H142L141 93L143 94V96H145L144 98H147V97H149V95H150V97H152V95H153V93L155 94V92H154V90H151ZM38 93V94H37ZM40 93L41 94H43L42 93V91H40ZM121 93V94H120ZM119 93V95H120V98H121V95L122 96H126L125 94L127 93V92H120ZM137 93H139V94H137ZM144 93H146L145 95H144ZM131 95V97H128V95L126 96V100H131L132 98H134V99H136L135 101H137V100H139V99H137V97L136 96H134V95ZM141 94V95H142ZM148 94V95H147ZM155 95H157V94H155ZM173 95V94H172ZM181 95V94H180ZM17 96V97H16ZM134 96V97H133ZM168 97V95H164V97H160L159 96V94H158V98L159 99H162L163 100V98L164 99H166L167 97ZM176 96H179V95H176ZM183 96V95H182ZM189 96H190V94H189ZM192 96V95H191ZM232 95H230V97H231ZM235 96V97H234ZM157 97V96H156ZM171 97V95L169 94V97H168V99ZM180 97V96H179ZM185 97V96H184ZM195 97H197V99L196 100H198V98H200V97H198V96H195ZM203 97V100H204V96H202ZM207 98L206 99H208V96H206ZM211 97V98H210ZM216 97V100L219 98V97H222V96H215ZM225 97L226 96H223V100H225ZM228 97V96H227ZM226 97V100H230V98L228 99ZM240 97H241V95H240ZM28 98H30V99H28ZM143 98V97H142ZM141 98V100H139V101H146L147 99H149V98H147L146 100L143 98L142 99ZM158 98H155V99H158ZM173 98H175L176 99V97H173L172 96V101H175V100H173ZM181 99H183L182 97H180ZM180 98H179V100H180ZM186 98V97H185ZM188 98V97H187ZM212 98H214V97H212V96H209V99H208V101H210V99L211 100H213ZM234 98H236V99H240L239 98V96L237 97L236 95H233V97H231V99L232 100H234ZM244 98V97H243ZM117 99H119V97H117ZM122 99V98H121ZM134 99H132L133 101H134ZM151 99V98H150ZM149 99V100H150ZM152 99H154V97H152ZM168 99H166V100H164V101H167ZM191 99V98H190ZM190 99H187V101L188 102H190V101H192V100H190ZM195 99V98H194ZM206 99H205V101H206ZM244 99H247V98H244ZM120 100V99H119ZM178 100V98L176 99V101H179ZM184 100V99H183ZM182 100V101H183ZM202 100V99H201ZM215 100V99H214ZM218 100H220V99H218ZM222 100V99H221ZM241 100H243L242 99V97H241ZM29 101V102H30ZM171 100H168V102H170ZM185 101V100H184ZM231 101V100H230ZM168 102H166V104L168 103ZM178 105H180V104H178ZM209 105V104H208ZM208 105H206V108L205 109H207V111H210L211 109V111L213 112V107L214 106H211V107H209ZM145 106V105H144ZM163 106H165L163 109H167L168 107H166V105H163ZM167 106H169V104H167ZM171 106H173V108L175 109L174 110V112L176 111L177 113L179 112V111H177V108H176V104H173V105H170L169 106V108H170V110H172L173 111V108L171 107ZM175 106V107H174ZM181 106V105H180ZM184 106H186V105H183V107ZM203 106H205V105H201V109L203 108ZM146 107V106H145ZM145 107H143L142 106V109H143V111H144V113H145V111L147 110V109H145ZM159 107V106H158ZM157 107V110L159 109V111H161V109H162V105H161V109H160V107L158 108ZM178 107V106H177ZM181 108V110L182 109H184L183 110V112H186V111H189V108H190V110H191V107H188L187 106V110L185 109V107L184 108ZM208 107V108H207ZM218 107V106H217ZM222 108H223V106H221ZM220 106H219V108L221 109L220 111H222L224 108H225V110L227 109L225 106H224V108L222 109ZM169 108H168V110L167 111H170L169 110ZM172 108V109H171ZM178 108H180V107H178ZM198 108V107H197ZM199 108H200V106H199ZM203 108V109H204ZM215 108V110H216V106L214 107ZM228 108H232V107H228ZM37 109H39V108H37ZM134 108H132V110H133ZM140 110H142L141 108H139ZM145 109V110H144ZM165 109V110H166ZM195 109V108H194ZM205 109L203 110V111H201V112H204L205 111ZM36 110V109H35ZM164 110V112L166 113V111ZM178 110H180V109H178ZM217 110H218V108H217ZM216 110V111H217ZM229 110V109H228ZM236 110V109H235ZM240 110H243V112H241ZM38 111V110H37ZM131 111V110H130ZM192 111H194V112H196L197 111V109H195V110H192ZM200 111H199V113H200ZM205 112L206 114H207V118H208V115H210V112ZM219 111V110H218ZM217 112V117L218 118H215L216 116H214V114H216V113H212L211 115H213V117L215 118V119H220L222 116L220 115L221 114V112ZM241 112V116L243 117L244 115H251V112H252V110H250V109H248V111H246V109H239V110H237V112L236 113H238V112ZM251 111V112H250ZM163 112V111H162ZM163 112V113H164ZM171 112V111H170ZM174 112H172V113H174ZM175 112V113H176ZM183 112H182V114H183ZM227 112V111H226ZM250 112V113H249ZM143 113V115H146V113H148V112H146L145 114ZM163 114V115H165V118L167 117V114ZM172 113H170L169 114V116L172 118L173 117V115H175V114H172ZM177 113H176V115L174 116V117H180V116H182V114H181V112H180V114L181 115H177ZM187 113V112H186ZM189 113H192V114H190L191 116H193V119H188L189 117H191V116H187ZM196 113H198V112H196ZM196 113H193V112H188L184 117H186L187 118V121H188V123H189V121H196V120H198V118H197V115H195ZM220 113V114H219ZM223 113H225L224 111H223ZM223 113H222V115H223ZM228 113H229V111H228ZM228 113H226V114H228ZM233 113V111H231L230 110V114H232ZM205 114V115H206ZM218 114L220 115V116H218ZM226 114H225V117L224 118H221L222 120H224L225 121V119L226 120H228L229 118H230V120L231 119H235L236 121H237V117H235L237 114H235V116H229V118L228 117H226ZM229 114V115H230ZM240 114V113H239ZM149 115V114H148ZM252 115H253V117L252 116H249L250 117V119H249V123L253 120V119H255V117H254V115L255 114H253L252 113ZM260 115V114H259ZM2 116H4V113H2V112H0V117H2ZM147 116V115H146ZM162 116V115H161ZM196 116V120H195V117ZM202 116H203V114H202ZM224 116V115H223ZM240 116V115H239ZM240 116V117H241ZM173 117V118H174ZM203 117H205L206 118V116H203ZM203 117H202V119H203ZM213 117H212V120H213ZM239 118L238 120H240V119H243V118ZM171 118H166V119H168V120H166V121H163L162 122V124L160 123V125L162 126V125H164L166 122H167V124L166 125H164L162 128H160L161 126H158V124H155V126H152V125H150V126H152L151 127V131L152 132H155L156 130H158V132H155V135L157 136V138H158V136L159 135H162L163 136V133L166 135V133H168L166 136H168L169 134H173L174 136H175V138L174 139H177L176 137H182L181 139H178V141L177 140H171L172 142H174V141H176V146L174 147L173 146V144L175 143H171V141H170V143H168V141H167V139H164V138H166V136L164 137V138H159L160 140L161 139H163V140H161V141H167V142H165L164 144L165 145H162L161 143H160V141H159V139L156 141V140H154V142H153V144L151 143L152 141H150V143L152 144V146H151V144L150 143H147V146H148V144H150V149H151V151H150V149H148L147 147H145L144 146V143H145V141L142 143L143 145V147H145V148H143L144 149V151L146 152L147 150L148 151H150V154H149V152H146V154L148 155V157H146L147 155L144 153V151H139L140 153H144V156L142 155V154H140V153H138V150H140L141 148H139L138 146V140L136 141V140H134L135 141V143L134 142H132V143H134L135 145H137V146H134V145H132V143H131V145L133 146V148H132V146L130 147L131 148V150H132V155H133V153H135V152H133V151H135V149H136V155H135V161H134V157L132 158L133 160H131L130 158L132 157V155H131V157H129L128 158V154H130L131 153V150H130V148H126V147H124L125 148V151H123L124 150V148H122L121 146H125L126 144L128 145L127 147H129V143L127 142V143H125V144H121L120 145V147H119V144H117L118 145V147L122 150L121 151V153H119L120 152V149L118 148V147H116L117 145H115L114 146V148L115 149H117V150H119V152H116V151H114L113 150V148H111V146H110V148H111V152L109 153V155L108 156H102L101 154L100 155H97L96 157H94V158H96L95 160H94V162H91V160L89 161V162H83L82 160H84V158L83 157H79V158H77L76 159V157L74 158L75 160V162L76 163H74L72 160H73V157H67V159L65 160H62V163L60 164V162H61V160L59 161H57V162H59V165H58V163L57 162H55L54 163V165H55V168H54V165H53V167H49L48 166V164H47V166L45 165L47 162H45L46 160H44L43 158H41V159H39L38 157H36L35 156V154H33V153H35V149H34V147H33V145L34 144H32L31 145V147H33L32 149L29 147L30 146V144H28L27 145V143H23V142H20V144H19V141L18 140H16V138L15 137H13L12 138V136L10 137L9 135H7L8 134V132H7V130H6V127H4V126H2V124H0V159H4V158H7V161L6 162H3V161H5V160H3L2 162H0V210H6L7 212H9V213H7L6 211H1L2 213H0V216H2V217H0L1 219L0 220H2L3 221V223H4V221L5 220H8V221H10L9 219H11V221H12V219L14 220L15 219V221H13V222H10V223H12V226H11V228H13V224H14V231L12 230V229H9V231H11V234H13V240H15V241H13L12 239H10L9 240V242H8V239H7V237H9V236H7L6 238H4V235L6 236V234L8 235L10 232H8V229H7V227H10V226H7V227H5L4 228V225H5V223H6V225H11V224H8L9 222L8 221H6L5 223H4V225H2V224H0L2 227V230L5 232V231H7L6 232V234H4L3 236H2V233H0V235H1V239H0V241H2V239H6V240H4V244H3V242H2V244L0 245V250L2 249L1 247L2 246H4V247H9L10 249H11V251L12 250H15L16 252H11L10 251V249H8V248H4L3 247V251H0L1 252V254H0V258H1V260L0 261H3L2 263L0 262V264H4L5 262H4V260L6 261V259H7V261H6V264H11L12 262H15V263H12V264H30L28 261H30V259H31V256H29L28 257V254L29 255H32V259L31 260H33V261H31V263H37V264H40V262H41V264H42V262H43V260H48L47 259V257H48V254H49V252H52V250L54 251L53 253H51V255L52 254H54L55 253V251H58L59 249V251L60 252H62V250H61V248L63 249V251L65 250H67V249H69L70 247H71V245H69V244H74V249L75 250H77L76 249V246H78L79 245V247H81L80 245H82V240L83 239H81L82 238V236H81V238H80V235H81V233H80V231L78 232V233H80V234H78V236H76L77 234H76V232L78 231V230H76V229H73L72 230V226L74 225L75 227H76V225H77V217L80 215V213H79V210H81L80 208H81V206L82 205H84V206H90L89 204H83L82 203V200L80 201L78 198H80L81 199V195H82V191L83 190H87L88 189V187L90 188V190H93L94 188H91L92 186H95L97 189H99V185H98V182L96 181V182H93V183H90V182H87V180L88 179H86L87 177L85 176V175H87V173H89V174H91L92 172H94V171H89V172H87L88 170H86V169H88V167H90V166H93L94 164H96V165H94V166H102V167H104L105 166V164H107L108 162H109V160H110V158L109 157H113V153H115V155H114V162L113 163H111V162H109V163H111V164H109V165H113L114 167H116L115 168V170H112L114 167H112V173H110V174H108V170L110 171V169H104L103 171L102 170H100L99 171V173L100 172H103L102 173V175L104 176V181L105 182H109V184L107 185V188L106 189H109V192L107 193L106 191H105V193L104 194H109V195H115L116 197H114L113 196V198H111L112 200V202L114 201L113 199H115V198H118L119 199V202H118V200H116V201H114L115 203H112V205H111V203H110V205H111V207L112 206H114L115 207V209H114V207H113V211H117V210H121V214L120 215H122V213H124V212H122V209H125V207L124 206H122L120 209H116V207L118 208V207H120L121 205H119V203H120V200L124 203H128L127 205L124 203V205H126L127 207H131L134 203L136 204V206H135V204H134V206H132L131 208L132 209H134L135 210V207H136V210L138 209V212L135 210H133V214L131 213L132 212V210H127L126 212H125V215H127V217L128 218H126V216L123 214L122 216H124V217H122L121 216V218H125L126 220H127V222H129V223H127L128 224V227H126L124 224H125V222H124V226H122L124 229H122V228H118L119 227V225H120V222L122 223L123 221H122V219L120 218V216H119V211H117V212H113V211H111V213H113V215H112V218L114 219V217L115 216H117L118 218H120V220L121 221H119V222H117V220H119L117 217V219H116V223H119L118 224V226H117V224L115 223L114 225L113 224H111V225H109L110 227H108L109 229H111L112 227L111 226H114L111 230H109L108 229V233L110 232V236L112 237L113 235H115V232H118V234H116L115 236L118 238V236H119V238H120V240H121V244L123 245H117V238L115 237V236H113L112 238L110 237V241L108 242V241H105V238L107 239L108 238V233H106V235H107V237H104L103 239H104V241H102V237H101V235L100 234H102V235H104L103 234V232L101 233V231H100V233L98 234V233H94L93 231H92V235H91V237H90V242H93V243H95V245H100L101 244V241L103 242V244L105 245H103V244H101V245H103L104 247L103 248H105V247H107V245H108V250L111 248V249H114V251H115V249H116V247L115 246H119V247H124V249H125V253H124V256L121 258V259H119V260H117L118 258H116V256H113V255H115L116 254V252L115 253H113V252H110V250L108 251L106 248V253H109V256H111V254H112V256L111 257H109V259L108 260H106V257H108V255L106 254L104 257H105V259H104V257H103V255H100L97 259H99L98 261L99 262H101V260L102 259H104V261H102V262H104L105 264H107V263H109V262H111V264H127V263H129V264H131L132 262H138V259L136 258V257H132L131 255H130V251H131V249H133V248H135V245H133V241H135L136 239H140V240H144V241H147V239H148V237L149 238H154V237H157V236H159V231L158 230H162L161 231V233H162V235H161V233H160V235L161 236H164V238H162L161 237V239L160 240H158L157 238V240H158V243L160 244V245H162V246H160V248H163L164 250H161L158 254H159V256H160V258L163 260V261H165V259H166V252L165 251H167L168 252V250H167V248L169 247H167V244L168 245H170V243L172 244L173 243V245H175V246H173L172 248H174L175 247V249H170L171 250V252L172 251H175V250H178L179 248V246L181 247L183 244H185L186 243V239L185 238H187L188 236V244H185L186 246H191L192 245V243L193 244H197V242L199 241V239H200V237L202 238L203 236H204V233H205V231H209V235H208V239H207V242H206V244L209 246V249H210V251H209V257H212L211 258V263L212 264H231L232 262L230 261V259L228 260L226 257L227 256H231V257H233L234 258V260L235 261H237V263H241V261H242V254H245L246 253V251H247V246L250 244V245H257V243H259L260 241H258V239H259V233L258 232H250L251 230H253V229H255L254 228V226L255 225H253V224H249V225H246V227H244V228H238V229H236V226L235 225H237V226H239V223L242 221V213L245 211L244 209L246 208L245 206L244 207H239V209L238 208H236V206H241L246 200H248L249 198H250V194H251V190L252 191H254L253 189L255 188L256 190L258 189V187L260 188V186L262 185L261 183H262V178L264 177L263 175H264V169L262 170L261 168H263V162H261L260 160H258L259 158H261V156H263V152L264 151H262L263 150V144H264V137L262 138V136L264 135V132H263V129H264V124H260V125H258V127H260L259 129V131H256V133H255V130H257L256 128L257 127H255L256 125H254V120L250 123V125H247L246 126V124H249V123H245L246 122V119H245V117H244V119H245V122L243 121V122H240V121H238V123L240 124H238V123H236V124H238L237 126H236V130H237V127H239V130H241L242 129V131H240L241 133H238L239 131L237 130V131H235L234 130V132H236V133H238V137H241L242 138V140L241 139H239V143H238V140H234L233 139V141H236L235 143H233L232 142V144H235V145H237L238 144V146H232L234 149L237 147L238 149V152H237V150H236V154H234V149L232 150V148L230 147L232 144L229 142V143H227V141L228 140H225V144H223V146L224 147H226L225 145H227V148H228V150H232L231 151V154L230 155H227L226 154V151H227V148H226V150H225V153H223V154H225L226 155V157H224V155L222 156V154H220L221 152L217 149V145L218 144H220V141L218 142V139L219 138H221L222 140L221 141H223V143H224V140H223V138L224 139H229V140H231V137H232V135H231V133L232 132H229V131H226V125H225V128L223 129V132H229L230 134L228 135V137L231 135V137L230 138H225V137H227V136H225L224 135V133L222 134V132L220 131V134H222V135H224V137L222 138V137H220L219 135H217V137H218V139H216L217 137H216V135L214 134L215 133V131H214V129H212L211 128V124L210 123H212V120H211V122H207V124L209 123L210 124V131H211V134H214V135H212V136H214V137H216L215 139L217 140L216 141V143H217V145H215L214 147H216V153H214L215 151H213V148H212V146L210 147L209 145L210 144H208V149H210V148H212V150H208V152H210V157L207 155L208 153L206 152L207 150L206 149H204V147H203V151L205 150V152L207 153L206 155L209 157L208 158V160H207V158H205V161L204 160H202L201 158H196V151L194 152V148H193V150H192V147H191V151L190 152H192V156L191 157H189V151L188 152H186L185 151V154L186 155H184V157L182 156L184 153L182 152V153H180L181 154V156L178 154V157H176V156H173L174 158L176 157V159H175V162H174V164L175 165H182L183 163L185 164V163H187V162H189V161H192V159L191 158H193V160H195V159H197V160H195V161H197L196 163L197 164H201L200 166L198 165V168L199 167H201V169L203 168V164L204 163H206V161L211 165V166H213L214 164H215V166H213V167H211V168H213V169H218V168H220L221 170L220 171H222V168H224L223 170L225 171L227 168L226 167H228V170H227V172H225L224 173V171H223V173L225 174L224 176L222 175L223 173H221V175L224 177H222V176H220V177H222L221 178V180L223 179V181L225 180V181H227V182H225V184L227 183L228 184V182L231 180L232 182H234L233 184H234V187H236V190H233V188H231V190H233V191H235L236 193H237V195H239V198L240 197H242L241 198V200L243 201H241L240 200V203L238 204L232 197H233V194H231V196L229 195L230 194V191H228V190H230L227 186L231 183L232 184V182L230 181L229 182V184L226 186V188H228V189H226V188H223V189H225L226 190V192L228 193V195L226 194V196L224 195V190H222L221 192V195H220V197H227V199H228V196H230V200H229V202L227 203L230 207H232L231 206V200H233V202L235 201V203L234 204H236V205H234L232 208H234L235 207V209H238V210H234V209H230L232 212H230L228 209H227V207L228 206H226V204L225 205H223V202L225 203V201L227 200V199H225V198H222V200H220L221 198L220 197H218V195L219 194H217V191H216V195H214L215 194V192H214V194L212 195V191H215V190H218L219 189V187H216V184H217V182L216 181H218V180H220V177L218 178L217 177V175H214V173L215 172H218V170H214V172H213V170L210 168V166H209V164L208 163H206L207 164V166H209V167H207L206 165H204L205 166V168H204V170L202 169V173L203 174H201V173H198V172H201L200 170V168L198 169L197 167H195L194 166V168L196 169V173H198V174H195V170H194V168H192V166L191 165H188V166H190L193 170H192V172H189V173H186L187 171H189L188 169L190 168H185V169H187V171L181 166V168L179 169H177V170H175L174 169V166H173V163L172 162H161L160 160H162L161 158H163V156L164 155H166L167 153H169V151H167L166 153L165 152H163L162 150L163 149H166L164 146H166V143H168V144H171L170 146H167L168 148H167V150L169 149V147L172 149V147L171 146H173V150H174V152L173 153H175V152H177V151H175V150H177L178 148H176L177 147V145H179V144H183L184 142L183 141H185V143H187L186 144V146H188V147H185L186 148V150H187V148H189L190 146H193V145H195V143H196V145H200L201 146V144L203 143V142H205V140L207 139L206 137V135H205V133L206 134H210V131H208V133H207V131H205L206 129H208V125L206 124L205 125V127H204V124L206 123L205 121H204V123L203 124H201L202 125V127L200 126V124H198V122H200V120H202L200 117H199V121H197V123H195V125L196 124H198V125H193V126H195V127H193L192 126V128H193V131H195V129H196V131H195V133H193L191 130V128H190V130H189V128L187 127V126H190V124H188V123H186L187 124V126H186V124H185V122H186V119L184 120V122L183 121H181V122H183L185 125L184 126H179L180 125V121L178 122L179 123V127L178 126H176V127H174V130H172L173 129V127H172V129L169 131L168 129H166L167 127L166 126H168V125H170V123H172V121L174 120L173 118V120L171 119ZM179 119H181V118H179ZM210 119H211V117H210ZM209 119V120H210ZM214 119V120H215ZM247 119H248V116H247ZM25 120V119H24ZM171 122H170V121ZM181 120H183V117H182V119ZM204 120V119H203ZM206 120V119H205ZM208 120V119H207ZM206 120V121H207ZM214 120H213V122H214ZM229 120V124H227L226 123V121H225V123L228 125V128H229V125H231L230 124V121ZM233 121L232 120V122H236V121ZM256 120V119H255ZM177 121H178V119L176 118V123H177ZM216 121V120H215ZM242 121V120H241ZM175 122V121H174ZM174 122L172 123L173 125H174ZM217 122H220V120L219 121H217ZM228 122V121H227ZM31 123H32V121L29 123V125L28 126H26V123H23L22 125H20V127H22V126H24V127H26V128H28L29 129V126H31ZM169 123V124H168ZM175 123V124H176ZM192 123H194V122H191V124ZM224 123V124H225ZM243 123V124H242ZM220 123H218V125H219ZM223 124V123H222ZM223 124V125H224ZM242 124V125H241ZM244 124H245V126H246V130L244 129L245 128V126H244ZM255 124H257V123H255ZM159 127H157V126ZM173 125H171V126H173ZM183 125V124H182ZM170 126V127H171ZM215 126V125H214ZM214 126L212 125V127L214 128ZM220 126H221V128H223L224 126H222L221 124H220ZM252 127V128H249V127ZM253 126H254V128H253ZM154 127H156L157 129H154ZM185 127H187V128H185ZM191 127V126H190ZM207 127V128H206ZM218 127V126H217ZM217 127H215V128H217ZM243 127V128H242ZM153 128V129H152ZM164 128V129H163ZM185 128V129H184ZM203 128H205V129H203ZM219 129H220V127H218ZM217 128V130H219ZM230 128H232V130H233V128L234 127H230ZM241 128V129H240ZM248 128H249V130H248ZM30 129H31V127H30ZM235 129V128H234ZM252 129V130H251ZM150 130H146L145 131V129H144V131L142 132L144 135L146 134H148V135H150L152 132L150 131ZM155 130V131H154ZM168 130V131H167ZM212 130L214 131V133L212 132ZM222 130V129H221ZM228 130V129H227ZM253 130H254V133L255 134H257L258 135V137L255 135V134H253ZM167 131V132H166ZM205 131V132H204ZM146 132V133H145ZM151 132V133H150ZM184 132H185V134H184ZM195 134V135H197V136H195L197 139H196V141L194 142V136H193V141L191 140V137H189V134ZM218 134H219V131H216ZM234 132H233V134H234ZM250 132V133H249ZM181 133H182V135H181ZM197 133V134H196ZM216 133V134H217ZM244 133V134H243ZM142 134V135H143ZM184 134V135H183ZM192 134V135H193ZM198 134H200L201 136H199L198 137ZM202 134H203V136H204V138H206L205 140H204V138H203V136H202ZM228 134V133H227ZM251 136V134L252 135H254L253 136V138L251 139V143H254V140L255 141H257V143H255V144H249V143H247V144H249L248 145V147L249 148H251V152H250V149L247 147V146H245V145H247L246 143H245V140H244V137H245V139H246V141L247 142H249V138H247V136H249V135ZM7 135V136H6ZM147 135V136H148ZM154 135V136H155ZM188 135V136H187ZM242 135V136H241ZM244 135H246V136H244ZM9 136V137H8ZM155 136V137H156ZM170 136H172V135H170ZM183 136H185V137H183ZM206 136V137H205ZM208 136H210V135H208ZM234 136V135H233ZM237 136V135H236ZM249 136V137H250ZM145 137V136H144ZM159 137H161V136H159ZM189 137V138H188ZM213 137V138H214ZM237 137V138H238ZM257 137V139L258 140H256L255 138ZM13 139V141H14V143H13V141H12V139ZM15 138V139H14ZM168 138V137H167ZM209 138H210V140L212 141L213 139L211 138V136L210 137H208V139L207 140H209ZM235 138V137H234ZM260 138V139H259ZM261 138L263 139L262 141H261ZM8 139H11V142L9 143V141L10 140H8ZM156 139V138H155ZM170 139V138H169ZM173 139V138H172ZM182 139H184V140H182ZM189 139V140H188ZM17 142H16V141ZM188 140V141H187ZM203 140V141H202ZM240 140H241V143H240ZM113 141H115L116 142V140H113ZM156 141V142H155ZM159 141V142H158ZM214 142H212L211 143V145L214 143L215 144V140H213ZM18 143L17 145H18V147H17V145H16V143ZM140 142V141H139ZM183 142V143H182ZM200 144H199V143ZM260 142H263V143H261L260 144ZM113 143V142H112ZM116 143H118V141L116 142ZM192 143H194L193 145H192ZM208 143H210V142H208ZM227 143V144H226ZM243 143H245V145L243 144ZM14 144V145H13ZM115 144V143H114ZM114 144H111L112 146L114 145ZM146 144V143H145ZM160 144V145H159ZM167 144V145H168ZM189 144V145H188ZM243 144V145H242ZM140 145H141V142H140ZM184 145V144H183ZM204 145L206 146L207 145V143L205 144L204 143ZM221 145H222V143H221ZM239 145L241 146V147H239ZM256 146V148H255V146ZM13 146H15V147H13ZM19 146H20V148H19ZM97 146H99V145H97ZM159 146V147H158ZM162 146V147H161ZM185 146V145H184ZM200 146H198L199 148H200ZM203 146V145H202ZM201 146V147H202ZM17 147V148H16ZM23 147V148H22ZM26 147V148H25ZM103 147V146H102ZM134 147H137V148H135L134 149ZM164 147V148H163ZM178 147H180V149L178 150L179 152H181L180 150L182 149V145H180V146H178ZM194 147V146H193ZM210 147V148H209ZM222 147V146H221ZM221 147H219L218 146V148L220 149V150H222L221 149ZM224 147H222V148H224ZM259 147H260V150H259ZM16 148V149H15ZM100 148V147H99ZM161 148H163V149H161ZM231 148V149H230ZM239 148H241L240 150L242 151V152H240L239 151ZM242 148H243V150H242ZM18 149V150H17ZM24 149V152L22 151ZM27 149H29V150H27ZM31 149V150H30ZM134 149V150H133ZM160 149H161V151H160ZM171 149H170V151H171ZM183 149H184V147H183ZM182 149V150H183ZM254 149V150H253ZM6 150V151H5ZM8 150V151H7ZM11 150V151H10ZM17 150V151H16ZM25 150H26V152H25ZM35 150V151H34ZM157 150H159V152H160V154H163V155H160V156H158L157 155V157L156 156H154V154H155V152L157 151ZM185 150V149H184ZM256 150V151H255ZM258 150H259V153H258ZM4 151H5V153H8V155L7 156H4L3 154H4ZM16 153H14V152ZM30 151V152H29ZM32 151V152H31ZM114 151V152H113ZM202 150L200 149V152H201ZM202 151V154L204 153ZM217 151H219L218 153H217ZM224 151V150H223ZM244 151H246V152H244ZM254 151V152H253ZM18 152V153H17ZM30 153L28 156H27V154L26 153ZM123 152H125V154H126V152L128 153L127 155H125ZM159 152H157V154L159 153ZM198 152H199V150H198ZM197 152V153H198ZM212 152V153H211ZM254 153V156H255V158L253 157V154L251 155V153ZM165 153V154H164ZM178 153V152H177ZM176 153V154H177ZM188 153V154H187ZM248 153H250V154H248ZM256 153H258V154H256ZM19 154H20V156H19ZM121 154H123L124 156H122ZM139 154L140 155H142V156H139ZM201 153H199V155L198 156H200V157H202L203 155H205V154H203L202 155ZM212 154H214V155H212ZM248 154V155H247ZM15 155V156H14ZM18 157H17V156ZM119 155V156H118ZM120 155H121V157H120ZM133 155V156H134ZM146 155V156H145ZM151 155H153V159H152V161L151 160H149L150 162H148V159L147 158H151L150 156ZM156 155V154H155ZM169 155H172V152H170V154ZM205 155V156H206ZM214 157H212V156ZM216 155H217V157H216ZM222 157L221 159H220V157ZM251 155V156H250ZM257 155H258V157H257ZM32 156H34V157H32ZM127 157V159L129 160V162H128V160L126 159V157ZM130 156V155H129ZM166 156H168V155H166ZM165 156V157H166ZM206 156V157H207ZM227 156H229V158H230V160H229V158H227ZM230 156H232V157H230ZM4 157V158H3ZM17 157V158H16ZM30 157H32L33 159L31 160V158ZM98 157V158H97ZM102 157V158H101ZM104 157V158H103ZM105 157H107V158H109V160L107 159V158H105ZM117 157V158H116ZM118 157L119 158H123L124 160V163L126 164V162H128L127 163V165H125L124 163V165L125 166H123V168H125L126 170H128L127 171V173H126V170H123V168H120L121 166H122V164H121V160L122 159H118ZM141 157V158H140ZM144 157H146V160H145V158ZM170 157V156H169ZM169 157H166V159L168 158L169 159ZM191 159V160H189V158ZM219 157V158H218ZM224 157V158H223ZM252 157V158H251ZM12 158V159H11ZM38 159V162H37V159ZM72 158V159H71ZM80 158H82V159H80ZM136 158L138 159V161L136 160ZM177 158L179 159V162L177 161ZM188 158V159H187ZM210 158H212V159H210ZM250 158H251V160L253 161V159H255L253 162L251 161L250 162ZM256 158H258L257 160H256ZM30 159V160H29ZM120 160V161H116V160ZM145 161V162H142L143 160ZM170 159H172L171 157H170ZM200 159L204 162H202L201 163V161H200ZM210 159V160H209ZM248 159V160H247ZM16 160V161H15ZM28 160V161H27ZM33 160H35V161H33ZM40 160V161H39ZM78 160H81L82 162V164L80 163V162H77ZM93 160V159H92ZM100 160H102L101 161V163H98V161H100ZM105 160H106V162H105ZM112 160V161H113ZM126 160V161H125ZM140 160V161H139ZM142 160V161H141ZM164 160H165V158H164ZM174 160V159H173ZM172 160V161H173ZM187 160H189V161H187ZM224 160V161H223ZM233 160V161H232ZM245 160H246V162L247 163H242V162H245ZM264 160V157H263V159H262V161ZM1 161V160H0ZM30 161V162H29ZM111 161V160H110ZM137 161V162H136ZM200 161V162H199ZM223 162V164H222V162ZM225 161H228V162H226L227 163V165L228 166H225V167H223V166H221V164L222 165H226V163H225ZM256 161H260V165H259V163L257 162V166L258 167H260L261 165V167H260V169L263 171V174L260 172L259 174H260V176H261V174H262V178H259L260 176H259V174H258V177L256 178L255 177V175H257L256 173H258V171H260V169L259 168H256ZM18 162V163H17ZM25 162H26V164H25ZM41 162V163H40ZM64 162H66L65 163V165L63 164ZM73 163V164H68V163ZM136 162V163H135ZM147 162V163H146ZM214 162V163H213ZM43 163V164H42ZM133 163H135V165H133ZM145 163V164H144ZM194 162L192 161V163L190 162V164H193ZM195 163V164H196ZM225 163V164H224ZM236 164L237 166L236 167H238L241 163H242V165H244L243 166V168L241 167V165H240V167H241V169L242 170H245V168H246V164H247V167H248V165L250 166V163H252V165H251V169L253 170L252 171V173H251V169H250V167H248V169L246 170L247 171V173H244V172H246V171H243L242 173H241V170H239L238 172H237V168L236 167H232V166H235V165H233V164ZM249 163V164H248ZM262 163V164H261ZM41 164V165H40ZM67 164H68V166H67ZM75 164V165H74ZM82 166H84V168H82L81 169V165ZM89 164H91V165H89ZM93 164V165H92ZM98 164V165H97ZM104 164V165H103ZM139 164H141V165H139ZM148 164V165H147ZM159 164V166H162L161 168L159 167L158 169L160 170H163V172L162 173H166V171H168V173L167 174H162L163 176L162 177H164V178H162L161 176L160 177H158V176H156L152 171V173L150 172V171H148V170H145V171H143V170H141V172L139 171V175H133L137 170H136V168L138 167V168H140V167H142V165H143V167L145 166V165H147L146 166V168H149V167H157V165ZM220 164V165H219ZM9 165V166H8ZM12 165V166H11ZM57 165H58V167H57ZM70 165H73V166H70ZM108 165V166H109ZM22 166H24L23 168H22ZM36 168H35V167ZM42 166H44V167H42ZM65 166V167H64ZM75 166H77L76 168H75ZM88 166V167H87ZM93 166V167H94ZM119 168H118V167ZM134 166H136V168H135V170L134 169H132L131 167H134ZM218 166V167H217ZM8 167V168H7ZM27 167V168H26ZM29 167V168H28ZM39 167V169L37 170V168ZM80 169H79V168ZM111 167V166H110ZM176 167V166H175ZM187 167V166H186ZM208 169H207V168ZM230 167V168H229ZM239 167V168H240ZM20 168V169H19ZM32 168H34V170L35 171H33V169ZM42 168V169H41ZM49 170H48V169ZM53 169V172H51L52 171V169ZM59 168V169H58ZM74 168V169H73ZM137 168V169H138ZM182 168H183V170H185L183 173H182V175L183 176H185V177H183L182 175H181V172L183 171L182 170ZM226 168V169H225ZM234 169V171H233V169ZM238 168V169H239ZM255 168L257 169V171L255 170ZM15 169V170H14ZM26 169V170H25ZM31 169H32V171H31ZM45 169H47L46 171H47V173H46V171H45ZM50 169H51V171H50ZM58 169V170H57ZM70 169V170H69ZM72 169V170H71ZM78 169V171H76V170ZM84 169V170H83ZM122 169V171H121V174H120V172L119 173H117L118 172V170L120 171ZM133 170L134 171V173H133V171H131V170ZM141 169V168H140ZM250 169V172L248 171ZM259 169V170H258ZM40 170V171H39ZM57 170V171H56ZM80 170V171H79ZM158 170V171H159ZM160 170V171H161ZM197 170H199V171H197ZM207 170H211V172H212V174H211V172L209 173V174H211L210 175V177L207 175L206 176V172L208 173V171ZM21 171H23V172H21ZM29 171H31V172H33V173H31V172H29ZM36 171H38V172H36ZM49 171H50V173H49ZM68 172V173H66V172ZM105 171H106V174H105ZM114 171V172H113ZM125 171V172H124ZM143 171V172H142ZM149 173H148V172ZM219 171V172H220ZM236 171V172H235ZM254 171H256V173H254ZM19 172V173H18ZM28 172V173H27ZM55 172V173H54ZM75 172V173H74ZM77 172V173H76ZM81 172H83V174H84V172H86V174H84V176L82 175V173ZM122 172H124V173H122ZM230 172V173H229ZM233 172V173H232ZM14 173V174H13ZM31 173V174H30ZM34 173H36V174H34ZM46 173V174H45ZM49 173V174H48ZM57 173V175H55ZM59 173V174H58ZM74 173V175H72ZM80 175H79V174ZM115 173V174H114ZM133 173V174H132ZM232 173V178L229 176L230 174ZM234 173H238L239 174V176H238V174H236V176L234 175L233 176V174ZM241 173V174H240ZM244 173V174H243ZM9 174H11V176L9 175ZM26 174V175H25ZM29 174V175H28ZM34 174V175H33ZM62 174H63V176H62ZM70 174V175H69ZM76 174V175H75ZM95 174H96V172H95ZM97 174H98V172H97ZM101 174V173H100ZM137 174V173H136ZM185 174V175H184ZM216 174V173H215ZM220 174V173H219ZM229 174V175H228ZM245 174H246V176H245ZM255 174V175H254ZM9 175V176H8ZM42 175V176H41ZM45 175V176H44ZM49 176V177H51V175H52V177L53 178H49V177H47V176ZM79 175V176H78ZM160 175V174H159ZM186 175H187V177H186ZM203 175H205V178L203 177ZM240 175L243 177V175H244V177H246V179L249 181V182H245L244 180H242L241 178L242 177H240ZM28 176V177H27ZM36 176H38L37 178H36ZM41 176V177H40ZM65 176V177H64ZM73 176V177H72ZM81 176V177H80ZM179 176L181 177V178H179ZM195 176H196V178H195ZM230 177V178H228L229 179V181L227 180V178L226 177ZM237 176H238V178L239 179H237ZM250 176V177H249ZM15 177V178H14ZM23 177H24V179H23ZM27 177V178H26ZM68 177V178H67ZM84 177V178H83ZM243 177V178H244ZM251 177H252V180H251ZM64 178L66 179V181H64ZM71 178V179H70ZM185 178H187V179H185ZM192 178V179H191ZM199 178V179H198ZM253 178H254V180H253ZM256 178V179H255ZM30 179V180H29ZM32 179V180H31ZM51 179H53V181H51L50 182V180ZM55 179V180H54ZM82 179V180H81ZM158 179H163V180H166V181H169V182H171V183H169V182H167L168 183V185H172V187L174 188H171V190H169V188L170 187H168V190L170 191V193H171V196H170V194L167 192V190H165V188H163V187H166V186H162V189L164 190V191H166L165 192V195H163L164 194V192L162 193L161 192V189H160V195H159V193H158V191H159V189H158V191L157 190H155V185H156V180H158ZM183 179H185L184 181H187V183H185V185H187V187H185V185H184V188L182 189V188H180V183H181V186L183 187V183L181 182V180H183ZM201 179V180H200ZM218 179V180H217ZM35 180V181H34ZM41 180H42V182H41ZM44 180H46V181H44ZM59 180V181H58ZM196 182H195V181ZM197 180H199V181H197ZM220 180V181H221ZM241 180V181H240ZM257 180V181H256ZM31 181V182H30ZM40 181V182H39ZM60 181H62V182H60ZM88 181H90V180H88ZM159 181H162V180H159ZM236 181H239V183H237ZM243 181L245 182V184L247 185V187L245 186V184L243 183ZM253 181H254V184L255 185H252L253 187H251L249 184H253ZM13 182L15 183V185H13ZM44 182V183H43ZM65 182H67V183H65ZM72 182H74V183H72ZM83 182V183H82ZM91 182H92V180H91ZM131 182H136V183H138V182H142V184L143 185H145L146 187L145 188H147L148 186H150V188L149 189H146V190H144L145 188H143L144 186H142L140 183H138V184H140L142 187H141V189H139V191L141 192V194H140V192L139 191H136L137 192V194L139 195H136L134 192H135V190L134 191H132L131 193L134 195V196H136L135 198H134V196L133 195H130L131 193H129L128 192V197H122V195L120 194L121 193V191H122V189H123V187H126V186H128V185H130V183ZM198 182H200V183H198ZM222 182V181H221ZM235 182H236V184L238 185V184H240V186H242V187H239L238 188V190H237V185L235 184ZM258 182V187H257V183ZM20 183H21V185H20ZM27 183V184H26ZM31 183H32V185H31ZM34 183V184H33ZM37 183V184H36ZM70 183V184H69ZM76 183V184H75ZM20 186V187H18V185ZM44 184V185H43ZM63 184H65V185H63ZM67 184V185H66ZM164 184V183H163ZM166 184V183H165ZM164 184V185H165ZM218 184L220 185V183L218 182ZM218 184H217V186H218ZM222 184H223V182H222ZM260 184V185H259ZM12 185V186H11ZM42 185V186H41ZM72 185H74V186H76V187H72ZM79 185V186H78ZM82 185H84V188H83V186ZM159 185H161L160 184V182H159ZM167 185V184H166ZM170 185V186H171ZM247 188L246 190H244L243 191V188H245L244 186ZM39 186H41V187H39ZM61 186H62V188H61ZM215 186V187H214ZM222 186V185H221ZM221 186H220V188H221ZM230 186V185H229ZM5 187H6V190H5ZM13 187V188H12ZM28 187V188H27ZM33 187H35V188H33ZM37 187V188H36ZM47 187V188H46ZM68 187H70V188H68ZM130 187V186H129ZM195 187H196V194L199 192V191H201L202 190V187L204 188L203 189V191H204V196H205V198H207V199H205V200H207L208 201V203H209V201L211 202V204H209L210 205V208H202L201 206H203V204L201 203V201L203 202L204 201V199L202 200L201 199V201H199V203L200 204H202L201 206H199V209L198 210H203V212L204 213H201V212H199L196 208H197V206L198 205H196L195 204V208H194V213H192V211L190 212V208L191 207H189V213H191L190 214V216H191V218H193L192 220H194V216L193 215H196L195 217H197V215L198 216H204V217H200V218H195L196 220H194L191 224H188V223H190V220H191V218H190V216H189V214H188V212H187V210H182L183 208H182V206L179 208L178 207V209H179V213L177 214L176 213V211L178 210H173L174 208L176 209V206H178V204H180V200L182 199H180V197H185V195L187 196L189 193H192V195L193 194H195V190L193 191V189H195ZM231 187H232V185H231ZM257 187V188H256ZM2 188V189H1ZM56 188H57V190H58V188H59V190L60 191H62V190H65V191H63L64 193H63V197L62 198H60V199H55L56 200V202H55V200L53 201V202H55L54 204L55 205H53V203H52V205L53 206H59L58 208L59 209H61L60 207L62 206L63 208H62V212H63V214L64 213H67L66 211L68 210V207L71 205H73L74 206V208H71L70 209V207H69V209L70 210H72V209H77V207L75 208V206H80V208H79V210L78 211H73V212H77L76 214H73L72 213V211H71V213H70V210H68L69 211V214H68V216H67V214H62V212L61 211H59L56 207H53L52 206V208H50V207H48V205H46V204H42V199H44V200H46V199H49V198H52V197H55V196H53L52 195V192H53V190H56ZM64 188V189H63ZM80 188H83V189H80ZM116 188H118V189H116ZM121 188V189H120ZM175 188H177L178 189V191L177 192H179V193H181V195L183 194V196H179L178 198H179V200L178 199H175L177 196H175V195H172V194H175V192H173L174 190H175ZM240 188H241V191H240ZM252 188V189H251ZM9 189H10V191H9ZM14 189V190H13ZM17 189V190H16ZM23 189V190H22ZM35 189H36V191H35ZM43 189V190H42ZM52 189V190H51ZM69 189V190H68ZM73 189H75V190H73ZM142 189H143V191H142ZM166 189H167V187H166ZM173 189V190H172ZM235 189V188H234ZM251 189V190H250ZM3 190H5V191H3ZM13 190V191H12ZM20 190H22V191H20ZM31 190V191H30ZM45 190V191H44ZM48 192H47V191ZM67 190V191H66ZM73 190V191H72ZM259 190H261L260 192L257 190L256 191V193L258 192V193H261L262 194V189H259ZM34 191V192H33ZM44 191V192H43ZM68 191H70V192H68ZM119 191V192H118ZM50 192H51V194H50ZM68 192V193H67ZM73 192V193H72ZM80 192H81V194H80ZM139 192V193H138ZM143 192V193H142ZM220 192V191H219ZM218 192V193H219ZM225 192V193H226ZM244 192H249L250 194H248V193H244ZM41 193H43V195H40ZM75 193V194H74ZM158 193V194H157ZM161 193H162V195H161ZM179 193H177V194H179ZM257 193V194H258ZM20 194H21V196H20ZM37 194V195H36ZM46 194H48V196L46 197L45 195ZM72 194H74V195H72ZM118 194H120L119 196H117ZM185 194V195H184ZM203 194H202V196H203ZM222 194H223V196H222ZM235 194V193H234ZM248 194V195H247ZM10 195V196H9ZM94 195V194H93ZM93 195H92V198H95L96 199V196H94L93 197ZM180 195V194H179ZM191 195V194H190ZM190 195H189V197H190ZM198 195H199V193H198ZM260 195V194H259ZM37 196V197H36ZM40 196H42V197H40ZM45 196V198H43ZM138 196V197H137ZM161 196V197H160ZM165 196V197H164ZM174 196V197H173ZM194 196V195H193ZM200 197H202L201 196V194L199 195ZM12 197V198H11ZM34 199H33V198ZM72 197V198H71ZM150 197H153L152 199L150 198ZM163 197V198H162ZM168 198L167 200H165V198ZM172 197H173V199H172ZM189 197L187 196L186 198H188L189 199ZM195 197H197V196H195ZM237 198H238V196H236ZM236 197H234V198H236ZM37 198V200H35ZM66 198H68V199H70V200H76L77 201V203H74V201L72 202V204H71V202L70 203H68L69 201H67V199ZM83 198V197H82ZM122 198V199H121ZM132 198H134V199H136L137 201L136 202H138V204L136 203V202H134L133 200L134 199H131ZM139 198V199H138ZM171 198V199H170ZM185 198V199H186ZM197 198H199V197H197ZM196 198V199H197ZM203 198V197H202ZM165 201H164V200ZM188 199H187V201H185V203L187 202V203H189V205L188 206H190V204L192 205L193 203H195L196 201H198V199L196 200L195 198V202L194 201H192V199L193 198H190L189 199V201H188ZM224 199H225V201H224ZM33 200H35V202L33 201ZM41 200V201H40ZM61 200V201H60ZM65 201V202H67L68 204H65V205H63V201ZM174 200H177L176 202H174ZM199 200H200V198H199ZM13 201V202H12ZM75 201V202H76ZM173 201V202H172ZM178 201H179V203H178ZM191 201L193 202V203H191ZM221 201V202H220ZM237 201H239L238 199H237ZM34 202V203H33ZM58 202V203H57ZM61 202H62V205H61ZM121 202V203H122ZM133 204H132V203ZM163 202H164V204H163ZM206 202V201H205ZM227 202V201H226ZM232 202V203H233ZM21 203V204H20ZM22 203H23V205H22ZM25 203V204H24ZM60 203V204H59ZM116 203H118V205L116 204ZM156 203V204H155ZM173 203H175L176 204V206H175V204H173ZM182 203H184V201L182 202ZM187 203H186V205H187ZM198 203V202H197ZM220 203H222L221 205H223L224 206V209L222 210L223 211V215L220 213L221 212V210L220 209H222V208H218L219 206H220ZM242 203V204H241ZM5 204V205H4ZM20 204V205H19ZM38 204V205H37ZM115 204V205H114ZM132 204V205H131ZM199 204V205H200ZM207 204V203H206ZM2 205H4V206H2ZM35 205H36V209H35ZM117 205V206H116ZM123 205V204H122ZM139 205V206H138ZM140 205H142V208H141V210L139 209L141 206ZM158 205V206H157ZM161 205V206H160ZM164 205V206H163ZM173 205V206H172ZM181 205V204H180ZM205 205V204H204ZM208 205V204H207ZM233 205V204H232ZM25 206H26V208H25ZM41 206V207H40ZM65 206H66V209L67 210H65ZM72 206V207H73ZM175 206V207H174ZM183 206H184V209H186V206L183 204ZM187 206V207H188ZM212 206H214V207H216L217 208V211L219 210L220 212H217V211H215V213H214V215H208L207 214V211H210L211 212V208H212ZM226 206V207H225ZM19 207V208H18ZM33 207V208H32ZM42 208L41 209V211H46V213H47V216L45 217V218H41L42 220L44 219L45 221H47V222H45V221H43V222H41L40 221V223L38 222L39 221V219L40 218H36V215H37V212L40 210V208ZM110 207V208H111ZM124 207V208H123ZM134 207V208H133ZM138 207V208H137ZM159 207V208H158ZM192 207H194L193 205H192ZM213 207V208H214ZM3 208V209H2ZM22 208H23V210H22ZM30 208H32L31 210L33 211V213H32V211L30 212ZM165 208V209H164ZM169 208H171V209H169ZM201 208V209H200ZM225 208H226V210H225ZM18 209H19V212H18ZM47 209L48 210H50V212H47ZM52 209V210H51ZM56 209L58 210V212H59V215L56 213ZM127 209V208H126ZM180 209H181V212L182 213H180ZM191 209H193V208H191ZM242 210V212H241V210ZM20 210H22V213H21V211ZM34 210H36V211H34ZM143 211V214H144V212H145V214L143 215L142 214V212H140V211ZM165 210V211H164ZM167 210H172V211H175V214L173 215L172 214V212L171 213H169ZM212 210H214V209H212ZM250 210H252V209H250ZM82 211V210H81ZM125 211V210H124ZM164 211V212H163ZM197 211V212H196ZM234 211H235V213H237V211H239V213L241 214H238V215H240V219L238 218V216H237V214L235 215V213H234ZM249 211V210H248ZM5 214H4V213ZM60 212H61V214H60ZM119 212V213H118ZM129 212H130V214H129ZM158 212H159V214H158ZM168 213V216H167V213ZM178 212V211H177ZM216 212H217V214H218V216H219V214H221L222 216L220 217V218H223L224 219V215H226L227 217H229V219L228 220H223V219H221V220H223V221H221L219 218H218V216L217 215H215L216 214ZM249 212H251V211H249ZM34 213H36V215L34 214ZM50 213H52V215L54 214V213H56L57 215H55V218L56 217H58L59 218V220H58V218L56 219L57 220V223H54V216H52V218L50 217L51 215H50ZM114 213H118L117 215H115L114 216ZM127 213V214H126ZM135 213H138V215H136ZM161 213H166L165 215H163V216H161ZM185 213V214H184ZM209 213V212H208ZM2 214V215H1ZM12 214H13V217H12ZM19 214V215H18ZM71 214V215H70ZM172 214V215H171ZM177 214V215H176ZM180 214V215H179ZM181 214H183V215H181ZM188 214V215H187ZM205 214L207 215V216H205ZM3 215H4V217H6V218H3ZM11 215V216H10ZM48 215H49V217H48ZM75 215H77L76 216V219H74L75 220V223H74V221L72 222V220H73V217L72 216H75ZM143 215V216H142ZM158 215H160V216H158ZM10 216V218L9 219H7L8 217ZM14 216H15V218H14ZM25 216V217H24ZM27 216V217H26ZM28 216H29V219L30 220H28ZM35 216V217H34ZM59 216H65V217H63V218H65V219H63V218H61V217H59ZM114 216V217H113ZM136 216V217H135ZM140 216H141V218H142V220H141V218H140ZM156 216H158V217H168V218H162V219H156V218H153V217H156ZM193 216V217H192ZM212 218H211V217ZM215 216H217V217H215ZM12 217V218H11ZM48 217V218H47ZM66 217H71V218H66ZM149 218V220H151V218H152V220L154 221H151V222H153V223H150V221H147V222H149V223H147L148 225H145V224H143L144 222V220L146 219V218ZM208 217V218H207ZM227 217H225V219L227 218ZM238 219H237V218ZM25 218L27 219V220H25ZM50 218L52 219L51 221H49L50 220ZM79 218V217H78ZM130 218V219H129ZM133 220H141V222H143V223H138V224H136V225H138V226H136L135 225V221H133ZM138 218V219H137ZM214 218H217L218 220H214ZM17 219V220H16ZM61 219H63V220H61ZM70 219H71V222H70ZM109 219H111V218H109ZM144 219V220H143ZM155 219V220H154ZM203 219V220H202ZM207 219V220H206ZM32 220V221H31ZM34 220H36L35 222H34ZM68 220V222H67V224H65L66 223V221ZM159 220L161 221V220H163V222H159ZM191 220V221H192ZM198 220V221H197ZM1 221V222H2ZM20 221V222H19ZM26 223H25V222ZM51 223V222H53V223H51L52 225L53 224H55V227L53 228V227H49V225H46L47 223H49V222ZM59 221H61V222H59ZM80 222H81V220H79ZM78 221V222H79ZM110 221V223L112 222V221H115V220H108V222ZM225 221L227 222V221H231V222H229V223H232L231 224V229H230V224H229V226H228V222L226 223L227 224V227H229V229L226 227V228H224V226H225ZM8 222V223H7ZM15 222V223H14ZM24 222V223H23ZM32 222H34L33 224H32ZM60 224H59V223ZM65 222V223H64ZM70 222V224L68 225V223ZM103 222V221H102ZM132 222V223H131ZM158 222L159 223H161L160 225L158 224ZM21 223V224H20ZM23 223V224H22ZM49 223V224H50ZM61 223H64L65 225H66V229L64 230V228H65V225L63 224H61ZM71 223H73L72 224V226H71ZM134 223V224H133ZM146 223V222H145ZM25 224L27 225L26 227H25ZM30 224H31V227L33 228L35 225L36 226H40V227H37V229L38 230H40V228H41V230H48L47 232L46 231H44V233H46V235H47V233H49V232H52V235H53V231H54V229H59L60 231H63V234H62V232L60 233L59 231L56 233V231L58 230H56V231H54V233H55V235H53V237H52V235L49 233V235H47V236H50L49 238L48 237H46V236H44L42 233H43V231L41 232V230L40 231H38V232H36V231H34L33 229H31V227H30ZM42 224V225H41ZM50 224V225H51ZM56 224H57V226H56ZM76 224V225H75ZM96 224H98V222L96 223ZM131 224H133L134 226H135V229H134V227H133V225H131ZM154 224V225H153ZM163 224V225H162ZM16 225V226H15ZM46 225V228L44 227V226ZM51 225V226H52ZM60 227H59V226ZM67 225L69 226V227H67ZM95 225V224H94ZM117 226V229H115V227ZM140 225V226H139ZM150 225V226H149ZM152 225L153 226H155L154 228H151L152 227ZM162 225V226H161ZM232 225H234L233 227H232ZM36 226L34 227V228H36ZM64 226V228H63V230H62V227ZM77 226H80L79 225V223H78V225ZM15 227L17 228L16 230H15ZM19 227H25L26 229H24V233H25V231H26V233L24 234V233H20V231H22V228H19ZM28 227H29V229H28ZM42 227L43 228H45V229H42ZM50 229H49V228ZM74 227V228H75ZM96 227V226H95ZM133 227V228H132ZM53 228V229H52ZM71 228V230H69ZM103 229H104V227H102ZM4 229H6V230H4ZM30 229L33 231V232H36V234L38 235H40V237H39V235L38 236H36V237H39L38 239H33V241H35V240H37V243L39 242V241H41L42 243H38L39 244V246L41 247V246H43V243H48V244H50L52 241V243H54V245L51 243L50 244V246L47 244L46 245V243L44 244V248L43 247H41L42 249L40 250V252H37L38 251V249L40 248L39 246H38V244H37V247H39V248H37V249H35V250H37V251H35L34 252V246L36 247V244L35 243H31L30 241L31 240H29L30 239V237H32V236H30L29 234V232H30ZM67 229H68V234H67ZM79 229H80V227H79ZM122 229V230H121ZM133 229V230H132ZM227 229L228 230H230V231H227ZM29 230V232H27ZM50 230H52V231H50ZM76 230V231H75ZM165 230H166V232H165ZM232 230H234L233 232H231ZM235 230H236V232H235ZM238 230H247V231H249L248 232V234H245L244 232H240V233H237V231ZM16 231V232H15ZM31 231V232H32ZM66 231V232H65ZM73 231V233H70V232H72ZM111 231H112V233H111ZM120 231V232H119ZM185 232V231H187L185 234H183V232ZM1 232V231H0ZM18 232H19V234H18ZM33 232L31 233V234H33ZM137 232V233H136ZM172 232V233H171ZM180 232V233H179ZM15 233H17V234H15ZM59 233H60V236H59ZM65 233V234H64ZM169 233V234H168ZM176 233V234H175ZM235 233V234H234ZM11 234H9V235H11ZM24 234V235H23ZM62 234V235H61ZM71 234V235H70ZM74 234V235H73ZM138 234V235H137ZM170 234H172V235H170ZM182 234H183V236H184V241H185V243H184V241L181 239V238H179L178 236H181L182 237ZM192 234H193V236L194 237H192ZM237 234H240V235H237ZM26 235H28L29 236V238H28V236H26ZM33 235H35V234H33ZM41 235L42 236H44V238H47L46 240H48V242L45 240H43L42 241V237H41ZM59 237H58V236ZM65 235V236H64ZM203 235V236H202ZM22 236V237H21ZM23 236H24V238H23ZM25 236H26V238H25ZM105 236V235H104ZM135 236H137V237H135ZM166 236V237H165ZM178 237L177 239H181V240H179V244H178V242H174V241H178L177 239L175 240V238L176 237ZM12 237V236H11ZM15 237H18V238H16V239H14ZM21 237V238H20ZM63 237V238H62ZM133 237H135V238H133ZM169 237V238H168ZM20 238V239H19ZM51 238H53V239H55V238H57V240H56V242H54L55 240H51ZM60 238V239H59ZM195 238V239H194ZM39 239H41V240H39ZM65 239L66 240H69V241H71V242H73V243H71V242H69V244H68V241H65ZM71 239V240H70ZM162 239L164 240V242L162 243ZM165 239H167V240H165ZM193 239L194 240H196L195 242H193ZM22 240V241H21ZM29 240V241H28ZM61 240V241H60ZM64 240V241H63ZM76 240L77 242L78 241H81L80 243H78V244H76L75 245V243H74V241ZM101 240V241H100ZM7 242V244H5L6 242ZM49 241H50V243H49ZM59 241V242H58ZM75 241V242H76ZM170 241V242H169ZM180 241L182 242V245H180ZM12 242H13V244H12ZM26 243V244H24V243ZM36 242V241H35ZM88 243V245H89V241H87ZM99 242V243H98ZM108 242V243H107ZM9 243V244H8ZM167 243V244H166ZM12 244V245H11ZM27 244H29L30 246L31 245H33L32 247H33V250H32V247H30L29 245H27ZM59 246H57V245ZM164 244H165V246H166V249H165V246H164ZM177 244V245H176ZM10 245V246H9ZM56 245V246H55ZM27 246H28V248H27ZM50 247V248H48V249H51V250H46L47 249V247ZM51 246H53V247H51ZM55 246V247H54ZM69 246V248H66V247H68ZM178 246V247H177ZM19 248V249H17V248ZM57 247V248H56ZM95 247H97V246H95ZM113 247H115V248H113ZM171 247V246H170ZM185 247V246H184ZM31 248V249H30ZM53 248V249H52ZM71 248H73V247H71ZM78 248V247H77ZM99 248H101V247H99ZM176 248H178V249H176ZM28 249V250H27ZM58 249V250H57ZM73 249V250H74ZM95 249V248H94ZM98 248H96L95 250H97ZM19 250H20V253H19ZM24 250V251H23ZM27 252H26V251ZM33 252H32V251ZM43 250V251H42ZM44 250H46V251H44ZM29 251V252H28ZM32 253H31V252ZM47 251H49L48 252V254H46V252ZM64 251V252H65ZM70 251H72L71 249H70ZM70 251H68L69 253H70V257H71V255L72 254H74V253H72V252H70ZM36 252L38 253V254H36ZM43 252H45L44 254H45V256H47V257H44V254H43ZM59 252V253H60ZM64 252H62V253H64ZM67 252V251H66ZM259 252V250H257V253ZM5 255H3V254ZM14 253H16V254H14ZM34 253H35V255L36 256H34ZM41 253V254H40ZM68 253V254H69ZM79 253V252H78ZM170 253V252H169ZM24 254H26L25 256H24ZM61 254V253H60ZM65 254H67V253H64V254H62V256L61 255H58L57 257L58 258H61L62 259V261H59L58 259L56 260V262H57V264L58 263H62V262H64V255ZM76 254V253H75ZM80 254V253H79ZM79 254H76V257L75 256H73V257H71V258H76L77 260L78 259H80L81 258V255L79 256V257H77V255H79ZM96 255L97 256V254H96V252H94V253H90L89 255H90V257L92 258V255ZM118 254V253H117ZM21 256L20 258H17L16 256ZM39 255H43L42 257H40ZM50 255V256H51ZM227 255V256H226ZM22 256H24L28 261L26 262L25 260H24V258L22 257ZM119 256V255H118ZM117 256V257H118ZM40 257V259H38V258ZM52 257V256H51ZM63 257V258H62ZM65 257H66V260L65 261H67L68 259H67V255H65ZM69 257V256H68ZM21 258H22V260H21ZM35 258V259H34ZM36 258H37V260H36ZM42 258V259H41ZM54 258L56 259V253H55V256H54ZM139 258V257H138ZM4 259V260H3ZM18 259H20V261L18 260ZM55 259H49L48 260V262L51 264L52 262L54 263V261H55ZM95 259V258H94ZM145 259H146V261L148 262V263H151V264H157L156 263V261H152L151 262V260H150V257L149 256H146L145 257ZM176 259V258H175ZM173 260L174 262H177L178 260ZM243 259L245 260V261H248V262H252V260H248V259H245L244 257H243ZM16 260H18V261H16ZM70 260H74V259H70ZM70 260H68L67 262H66V264L68 263V262H70V263H72ZM83 259H81V260H78V264H79V261H81L80 263H84L85 261H88L89 260V258H88V260H84V261H82ZM52 261V262H51ZM92 261L93 262H90V260L88 261V262H90L89 264H97L98 263V261L97 262H94V260H93V258H92ZM96 261V260H95ZM55 262V263H56ZM74 264H76V260H74ZM88 262H85L84 264H88ZM52 263V264H53ZM103 263V264H104ZM44 264H46V263H44ZM48 264V263H47ZM65 264V263H64ZM69 264V263H68ZM73 264V263H72ZM101 264V263H100ZM110 264V263H109Z\"/></svg>",
	"mask_w": 264,
	"mask_h": 264
}]
</instances>
